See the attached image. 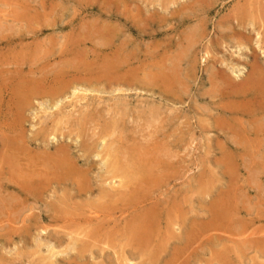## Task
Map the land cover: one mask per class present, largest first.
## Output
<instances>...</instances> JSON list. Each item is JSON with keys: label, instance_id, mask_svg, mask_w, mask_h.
<instances>
[{"label": "rangeland", "instance_id": "obj_1", "mask_svg": "<svg viewBox=\"0 0 264 264\" xmlns=\"http://www.w3.org/2000/svg\"><path fill=\"white\" fill-rule=\"evenodd\" d=\"M159 1H161V2L159 3ZM200 1H203V2H200ZM200 1L199 0H188V1L187 0H149V1L148 0H142V1L141 0H123V2H122V0H0V76H1V74L3 75V76H1L2 78H0V88L3 85L2 88L0 89V111H2V112H0L1 113L0 114V122L1 123L3 122L2 125L0 124V127H1V129H0V137H1L0 138V143H1L0 146L2 145V142H1L2 137L7 138V137H12V136L14 137V136L18 135L19 137H17V138L19 141H21L20 140L21 135L19 133H21V134L24 133V137L26 136V138L24 139V137H22V139H23L22 141L25 142V140L27 139L26 140L27 143H24V144L20 143V142L17 143L18 146L20 148L23 147L22 149H24L25 151L27 148L26 154H24V155L21 154V156L18 155V156H20V161L18 159H17L18 161L14 160V158H13V160L8 159V153L5 150L1 149L2 146L0 148V153H1L0 154L1 155L0 160L2 163V164L0 163V165H1V167H0V175H1L0 176V178H1L0 179V184H1L0 186L1 187L0 188L1 189L4 188L5 183L8 186L10 184H13V185L9 186L10 188L6 187V188L2 189V191L0 189V193L5 194V195L0 194V196L1 195L3 196V197L2 196L0 197L1 198L0 199V203H1L0 207L2 208V206L4 204L6 206V207L4 206L2 208V210L0 208V214L5 213L4 216H7V217H4L2 215L3 219L0 217V231H1L0 236H3L5 234V236H3V237L6 238V234H9V233L11 234V235L10 234L7 235L10 237H7L6 239H4V238L1 239L2 237H0V239H1L0 240V260L3 264L4 263H6V264H38V263H40V261H41L40 264H66V263L70 264L71 262L69 263V261H71V260H74V261H72L71 264H73V263L74 264H79V263H81V264H144L143 262H145V261H147V263L145 262V264H153L155 262H157L158 264H167V263L177 264L179 262V261L177 262V260H179L178 258L181 259L180 263H178V264H181V262H182V264H196V263L197 264H264V254H263V252H264V145L262 144V142L264 143V132H263L264 131V111L263 112L261 111V110H264V102L262 103V100L264 98V94L259 96V95H256L255 93H253V94H250L251 95L250 98H248L249 95H243V94L240 96H235V95L229 94V91L222 90V88H220V86H217V84L220 81L218 78L222 77L223 75H227V76L230 75L229 77H231V78L233 77V80H235L236 83H244L248 79L252 78L253 76H256V77L260 76V79H261L262 83L264 84V74H263L264 69H261L262 67L264 68V66H262V65H264V64H262L263 60H264V51H263L264 50L263 49L264 48V45H263V43H264V22H262V21H264V19H263L264 16L262 17L260 15V14H262V15L264 14V0H241V1L240 0H211V1L207 0L206 2H204V0H200ZM182 2H184V3L182 4ZM198 2H200V3H198ZM233 2H234V4H233ZM177 3L180 5L175 6L174 4H177ZM204 3H206V4H204ZM129 4H130V6H129ZM184 4H186V7L182 8V6L184 7ZM157 5H159V6H157ZM227 9H228V11H227ZM129 10H131V11H129ZM147 11H148V14H147ZM205 13L207 15L203 16V15H205ZM97 14H98V16H97ZM150 15H154V16H150ZM173 15H174V17H173ZM145 16L147 18H145ZM190 16L193 19L190 18ZM208 16L210 17V19ZM199 17H201V18H199ZM226 17H228L227 20H226ZM254 17H257V19H253ZM202 18L204 19L203 21H202ZM258 18H259V21H258ZM152 19H154V20H152ZM198 19H201V20H198ZM140 20L142 22H140ZM155 21H156V23H155ZM241 21H242V23H241ZM247 23L248 24L252 23V24L248 25ZM109 24H110V26H109ZM212 24H213V26H212ZM261 24H263L262 25L263 27L261 26ZM198 25H199L200 29H199ZM252 25H253V27H252ZM221 26L223 29L221 28ZM243 26L245 27V29L243 28ZM142 27H144V28H142ZM261 27L263 30L260 29ZM250 28H251V30H250ZM240 30L243 32H241ZM115 31L118 34H116ZM198 31H201V34ZM259 31H261V35H260ZM244 32H246V33L248 32L249 34L247 33L248 34L247 35ZM204 34H206V35L204 36ZM262 34H263V36H262ZM192 35H193V37H192ZM241 35H242V37H241ZM244 35L245 36L247 35V36L245 37ZM112 36H114V37H112ZM253 36H255V37H253ZM258 36L261 39L260 38L256 39V37H258ZM127 37H130V38H127ZM202 37H204V38H202ZM233 37H235V38H233ZM125 38H126V40H125ZM107 39H109V40H107ZM247 39H249V41H247ZM103 40H104V42H103ZM171 40L173 42V43L171 42L172 45L170 43ZM261 40H262V42H261ZM85 41H87V42L85 43ZM88 41H89V44H87ZM100 41H102L103 43ZM231 41L234 42L233 44H234L235 49H234ZM117 43H118V45H116ZM139 43H141V44H139ZM238 43H240V45L242 47L240 45H238ZM255 43H256L257 47H256ZM99 44H101V45L98 47ZM259 44L263 47L259 46ZM73 45H74V47H73ZM106 45H107V47H105ZM76 46H77V49H76ZM81 46H83L82 48L84 50L81 48ZM88 46L91 48L88 49L89 48ZM127 46H128L129 50L127 48H125ZM100 47L104 48V49H101ZM115 47H117V48L120 47V48L116 49ZM132 47H133V49H132ZM208 47H210V48H208ZM85 48H87L88 51ZM93 48H96L95 51L93 50ZM226 48H228V50ZM229 48H233V49H229ZM256 48H257V51H256ZM258 48H259V50H258ZM76 50H78V51H76ZM241 50L242 51L244 50V52H242ZM248 50H250V51H248ZM159 51H160V53H159ZM216 51H218V53ZM88 52H89V54H88ZM126 52L128 55L126 54ZM68 53H70V54H68ZM214 53H215V55H212ZM66 54H68V55H66ZM226 54H227V56H226ZM118 55L119 56L121 55L120 56L121 58ZM105 56H107V58ZM126 56H128V57H126ZM113 57H115V58L119 57L120 59H122V61L125 60L124 68L126 70L132 71V72H135V71L139 72L140 73V74L138 73L139 75H141V76L146 75V77L156 75L157 72H161V71L166 73L167 69L165 66H168L169 63H171V65H172V62H174L176 69H174L173 71L175 72V70H176L177 73L180 72L179 73L180 77L182 76L181 77L182 91L180 90L182 92V93L180 92V94L182 95V100H179L178 101L179 103L176 101L167 102L166 100H157V99L152 100L154 98V95H155V97H158V93H157V91L151 92V90H153V89H150L151 87L148 88L149 86L148 87H145V86L140 87L137 85L135 88L133 87L134 92L132 91L131 93L127 92V93L122 94L120 92H117L116 88L113 92V89H114L113 87H116V86H112V88H111L108 85L107 86L101 85V90H100V84L94 83V85H92V84H83L82 82H77L76 84L73 85V87H76V86L79 87L78 85H80L81 90L77 91L76 94L73 95V92H72L73 87L71 88V86H70L68 88L69 90L63 94L62 98L61 97L58 98L60 100H58V99H56L55 101L52 100L51 104H49L51 102L50 98H42L43 96H40L41 99L35 98L36 101L30 100L31 103L29 101L28 102L29 105L26 106V107H29L30 109L28 108L26 110L25 109L26 107L24 108V111H22L23 110L22 109L20 112V116H19V119L20 118L21 119L20 120L16 119L15 115L17 114V111H14L15 109H13L14 108L13 106H15V105H14V103H12V101H10V99H12V98H10V95H9L11 91L4 93V90L7 89L8 87L14 88L15 86H17L19 83L15 84L16 81L18 82L19 80L20 81H24V80L27 81L28 80L27 81L28 84H32V81L36 82L39 80H44L45 78H56L55 76L58 75L63 68H67L71 65L79 66V65L83 64L84 61H85V64H90L89 62H91V63L96 64V66L98 64L99 65L100 64L105 65L108 63L107 61H109ZM144 57H146V60ZM224 57H226V58H224ZM236 57H238V58L241 57L242 59L241 58L236 59ZM130 58H132V59L134 58L133 61H135V62L133 63L132 59L129 60ZM204 58L205 59L207 58L206 61H203V60H205ZM258 58H260V59H258ZM158 59L162 60V61L159 62ZM221 59H222V61H221ZM99 60H101V61H99ZM142 60L144 61V63ZM231 60H233V61H231ZM53 61H55L56 63ZM129 61H131V62H129ZM156 61H158V62H156ZM257 61H259V62H257ZM138 62H140V63H138ZM147 62H150L151 64L150 63L148 64ZM197 62H199V63L197 64ZM256 62L259 65V67L261 66L260 68H258V65L256 64ZM159 63L160 64L162 63V64L160 65ZM143 64H145V65H143ZM147 64H148V66H147ZM239 64H241V65H239ZM56 65H57V67H55ZM126 65H127V68H126ZM140 65L142 67L145 66L146 68L144 67V69H142V67H141V69H142L141 70L139 68ZM250 65L252 68L250 67ZM150 66H152V67H150ZM177 66H178V68H177ZM182 66H184V67H182ZM201 66H203L204 68H202ZM225 66H227V68ZM164 67H165V69H164ZM209 67H212V68L214 67V69L210 70ZM137 68H138V70H137ZM151 68H153V70ZM207 68H209V69H207ZM227 69H228L229 73H227V71H226ZM248 69H250V70H248ZM16 70L17 71L19 70V71L17 72ZM24 70H26V71H24ZM220 70H222V72H220ZM15 71H16V73H15ZM20 71H21V74H20ZM212 71H214V72H212ZM208 72L211 74H209ZM121 73L125 74L124 72H121ZM22 74H23V77L19 76ZM46 74H47V76L50 74L52 77L51 76L47 77ZM29 75H31V77ZM208 75H210L211 78ZM214 75H215V78H214ZM235 75H238L239 78L241 76L242 78H240V79L236 78L235 79ZM12 76H13V78H12ZM15 76H17V77H15ZM38 76H39V78H38ZM41 76H42V78H41ZM206 76H208V78ZM1 79H2V81H1ZM199 80H200V82H199ZM210 81H212L213 83L211 84ZM9 83H11L12 85ZM190 83H191V85H190ZM199 84L201 87L198 86ZM206 84H208V85H206ZM95 85H98V87ZM86 86H88V87H86ZM103 86H106L105 87L106 90L104 89ZM93 87L97 88L98 91H97V89L96 90L92 89ZM107 88H109V89H107ZM199 88L201 90L203 88V90L200 91ZM82 89L85 91L83 92ZM87 91H88V93H87ZM185 91L187 94L185 93ZM103 92L106 93V95L103 94ZM146 92H148V93H146ZM1 93H3L5 96ZM191 94H192V96H191ZM215 94H216V97H215ZM95 95H98V96H95ZM124 95L127 97H125ZM135 95H136V97H135ZM209 95H210V97H213V99L208 97ZM6 96H9V97H6ZM82 96L85 98H83ZM121 97L123 100H125V98H126L125 102L121 99ZM140 97H141V100H140ZM191 97H193V98H191ZM241 97H243V98H241ZM111 98H114V99H111ZM115 98H116V100H115ZM84 99H85V101H84ZM142 99H144V100H142ZM251 99H252V101H251ZM7 100H8V102H7ZM112 100H115L119 106H117L116 102L112 101ZM156 100H157V102H156ZM56 101H59L60 105ZM93 101L95 103H93ZM136 101H137V104H136ZM165 101L168 104V105L165 104L166 106L164 105ZM153 102L155 103L154 105H153ZM251 102H252V104H251ZM6 103H8V104H6ZM10 103H12V104H10ZM53 103L57 104L59 106V108L57 107L54 110V108H53L54 104ZM120 103H122V104H120ZM31 104L32 105L34 104V108H33V106H31ZM43 104H44V106H43ZM2 105H4V107H2ZM96 105H97V107H96ZM45 106H46V108H45ZM50 106H52L53 109ZM135 106H136V110H135ZM151 106L154 108L155 107L160 108L164 112H165V109L167 110L168 108H170V110H169L170 115H172L173 117L174 116L176 117L173 121L175 122L176 119L178 118V116H179V118H178L179 120L177 119V121H176L177 123H174L172 121L171 125H169V127L171 126L170 128L166 127L167 124H164L165 120L163 118L161 119L162 121L161 120L158 121L155 118L152 120H149L146 111H148L149 108H151ZM63 107H66V109L64 108L66 111L63 109ZM84 107H85V109H84ZM118 107H119V109H118ZM133 107H134L135 111L133 110ZM4 109H6V112ZM120 109H122V110H120ZM145 109H146V111H145ZM256 109L258 111H260L261 113L258 112ZM9 110L11 111L10 113L8 112ZM61 110L64 111L65 114L63 112H61ZM116 110L122 111V115L121 116L118 115L119 117H123L125 119L127 117V119L124 121L125 123L122 122L121 124H123V125H120V127L112 126V124H110L111 118H113L114 115L116 116V113H115ZM142 110H144V111H142ZM171 111H173V112H171ZM255 111H257V112L255 113ZM251 112L253 114L254 113L255 114L253 115ZM23 113H25V114L23 115ZM227 113H228V115H227ZM234 113H237V114H234ZM239 113H241V114H239ZM4 114H6V115H4ZM54 114H56L57 117ZM129 114H131V117ZM213 114L214 115L216 114V116H214ZM248 114L250 115L249 117H251V118L248 117ZM1 115H3V116H1ZM128 115H129V117H128ZM145 115H147V116H145ZM218 115H220V116L218 117ZM50 116H51V118H50ZM132 116H134V117H132ZM252 117H254V118H252ZM67 118L69 121L66 120ZM81 118L83 119L82 122H81ZM133 118H134V120L132 122L131 119H133ZM252 119H254V120H252ZM11 120H12V122H11ZM14 120L18 121L17 122V124H18L17 128L19 130L17 128L14 129L16 133L10 131V129H11L10 125L13 123ZM26 120H28L27 124H26ZM229 120H231L233 122H231V121L229 122ZM247 120H249V121H247ZM256 120L259 123V124L257 123L258 125L254 124V123H256L255 122ZM21 121H23V122L21 123ZM49 121L50 122L52 121L51 122L52 124H50ZM56 121H59V122L55 123ZM61 121H62V123H61ZM146 121H148L150 123H148ZM151 121L153 123H151ZM78 122H79V124H78ZM130 122H131V124H130ZM145 122L148 125H146ZM154 122L155 123L158 122V123L155 124ZM159 122H162L163 124L159 123ZM233 123L234 124L236 123L237 125L234 126ZM24 124H25V126H23ZM58 124H60L59 127H57ZM4 125H5V127H4ZM21 125H22L23 129L21 128ZM47 125H51V126H47ZM178 125H179V127H178ZM259 125L262 128L259 127ZM52 126H55L56 131L59 130L60 127L61 128L63 127V128L60 129L61 131L59 130V132H57L59 134H57L55 129ZM105 126H107V127H105ZM24 127H26V128H24ZM47 127H49V128H47ZM144 127H146V129ZM147 127H149V129H147ZM160 127H161V129H160ZM132 128H134V131ZM139 128H143V129L138 130ZM151 128L153 129V131ZM215 128H216V130H215ZM163 129H165V131H163ZM248 129H249V131H248ZM255 129H256V131L258 129L257 133H256ZM260 129L263 131H261ZM7 130L9 133L7 132ZM131 130H132V132H131ZM143 130H145V131H143ZM167 130H168V132H166ZM25 131L27 134L25 133ZM43 131H47V132H43ZM48 132H51L52 134H49ZM60 133H62L63 135ZM177 133H179V134H177ZM260 133H262V134H260ZM65 134H67V135H65ZM102 134H105V137L107 136L104 145H102L103 144L102 142H103V139L105 137L103 136L104 137L103 138ZM166 134H167V136H169V140L173 144L176 141L180 140L181 137H182L181 140H185L186 142L184 141L185 142L184 145L182 147H178V148L175 144L173 146L174 148L171 146H166V142H165L166 141V139H165ZM36 135L37 136L43 135V136H39L40 138L38 137L39 138V140H38ZM78 135H79V138H78ZM142 135H144V136H142ZM145 135H148L147 138ZM50 136L52 138H54V141L50 140V139H52ZM150 136H152V137H150ZM262 136H263V138H262ZM42 137H43V139H42ZM141 137H142V140H141ZM97 138L99 141L97 140ZM134 138H137V139H134ZM48 139H49V141H48ZM57 139H59V140H57ZM79 139H81V140H79ZM130 139H131V141H130ZM46 140H47V142H49L48 144H47ZM151 140H152V143H151ZM34 141L36 143L40 142L42 144H40V143L35 144ZM112 141H113V143H112ZM128 141H129V143H128ZM158 141H160V142H158ZM50 142H52V144ZM53 142H55V144ZM114 142L115 143L117 142V143L115 144ZM137 142H138V145L136 144ZM139 142L141 144L142 143L143 144L139 146V144H140ZM144 142H145V144H144ZM155 142H157L159 145L158 144L156 145ZM84 143H86V145L89 144L88 146H94L95 145L96 152L93 155H97L100 153L99 154L101 156L100 159H95L92 157L89 159V161L87 163L82 157H80L82 155L81 150L85 146ZM230 144H233V145H230ZM246 144H248V145H246ZM51 145H53V146H51ZM59 145L62 146L61 148H65L67 146L71 147V151L73 152V155L76 158L80 157L78 160L79 165L82 166V168L84 167V169L90 168V172H89L90 180H91L90 191L88 193L87 192L83 193V195L81 194L82 195L81 196L78 194V192L75 188V185L74 184L72 185V183H70V182L69 183L65 182V183H67V184H65V183H58L57 181H55V182L54 181H49V182L45 181L46 182V184H45L44 181L43 182L40 181L41 184H39V183H37L36 185L33 184L32 192H30L33 195L30 194L31 195L30 196L27 194L29 196L28 197L25 193H20L18 191V188H16L17 184L15 185L16 180L18 179L17 182L22 183L28 177L22 178L21 176H19V174H22L23 176H25V174L27 175V174H31L33 172L36 174H39V171H40V173H42L43 171H41V169L43 168L42 170H45V168L43 167L44 163L46 164L48 162V157H46V155L52 156V153L54 154L56 152V148L60 149ZM108 145L111 147H109ZM102 146H104V147H102ZM116 146L118 149H120L119 150L120 152H123V150H124V152H126L128 155H135L136 153L140 154L145 149H146V151L141 153V154H144V157L146 156L145 154L148 151L152 152L153 154H155V152H156L157 153L156 156L160 153L159 159H160L161 163L159 165L160 166L162 165V166L160 167V169L154 170V172L156 173L155 179L157 180V182L154 181L155 179L153 180L154 182H152V183H150V182H148V183L142 182L141 183V181H139V180L135 183V182H130L126 179L124 180V178L123 179H120V178L112 179L115 172L113 173V169L111 168V165H110L112 163H110V160L112 158V161H114L113 159H115V155H116V158H118L117 154L119 152L114 155L113 149H112L115 147L114 149L116 151L114 150V153L117 152L118 149L116 148ZM125 146H127V147H125ZM130 146H132V149L130 148ZM136 146L138 149L135 150ZM29 147H31V148H29ZM150 147H151V149H150ZM156 147H158L157 150L155 149ZM105 148L106 149L109 148L108 151ZM143 148H145V149L143 150ZM15 149H16V147H15ZM99 149H101V150L99 151ZM162 149H165V150L162 151ZM172 149H174V151ZM111 151H112V153H111ZM138 151H140V153H138ZM170 152H171V154H169ZM13 153H16V152H13ZM20 153H23V152H20ZM27 154L32 155V158H31V156L28 157L29 155H27ZM162 155H164L165 157H163ZM9 156L12 157V155H9ZM126 157L127 156H125L122 160L127 162V160L129 158L127 157L128 158L127 159ZM150 157H151V155H150ZM28 159H30V161H28ZM36 159L38 160L37 162H36ZM41 159H42V161H41ZM105 159L107 161H104ZM157 159H158V157H157ZM162 159H163V161H161ZM34 161L36 162L37 165L34 164L35 163ZM27 162H30V166L32 165L31 168H30V166L28 167ZM39 162H40V164H42L41 167H39L40 166L38 164ZM104 162H105V164H104ZM13 163H15V164H13ZM18 163H23V165H26V167L23 166L22 164L19 165ZM106 163H108V164H106ZM167 164H170V165H168L169 167H165ZM33 165H34V168H33ZM107 165L109 168L107 167ZM163 165H165V166H163ZM13 166H15V167L13 168ZM18 166L23 167L22 172H19ZM7 167L9 169H7ZM16 167H18V169H16ZM162 167H165L164 170ZM25 168H26V170L24 172ZM37 168L40 170H38ZM34 169H36V171ZM161 172L166 173L167 176L168 175L169 176L168 177L167 176H161L160 177V175H162V174L157 175ZM5 173L8 175H6ZM166 174H163V175H166ZM4 177L5 178L7 177V178L5 179ZM163 177H165V179ZM15 178H17V179H15ZM9 179H10V181H9ZM158 179H161V180H158ZM5 181H7V182H5ZM126 181L129 185L126 183ZM141 184H144V186ZM151 184H153L152 188H150ZM135 185H136V187H135ZM145 185H147V186H145ZM34 187H36V188H34ZM133 187H134V189H133ZM144 187H146V188H144ZM112 188H114V189H112ZM8 192H9V194H7ZM16 193H17V195H16ZM117 193L119 196L117 195ZM142 193H145L146 196H145V194H142ZM139 194H140V196H139ZM148 194H149V196H148ZM13 195L16 197H14ZM128 196L131 198H129ZM9 197H11V198H9ZM13 197H14V199H13ZM17 197H20L19 199H21L22 201L17 200L18 199ZM124 197H125V199H124ZM7 198H9V199H7ZM103 198H105L106 201ZM121 198H122V200H121ZM38 199L41 202H39ZM4 200H6V201H4ZM36 200H38V201H36ZM63 200L66 202H64ZM115 200H117V201L115 202ZM71 201H73V202H71ZM140 201L142 203H138ZM14 202H15V204H14ZM24 202L28 203V204H26L27 205L26 207L24 205ZM91 202L94 204H92ZM130 202H132V203L130 204ZM143 202H145V203L143 204ZM2 203H3V205H2ZM8 203H9V205H8ZM12 203L14 204V206H11V205H13ZM17 203H19L20 205ZM33 203H34V205H33ZM65 203H66V205H65ZM114 203H115L116 208L114 206ZM119 203H121V205ZM212 203L214 206H212ZM35 204H37L38 206ZM67 204H69V205H67ZM80 204H81V206H79ZM133 204L136 207L135 206L133 207ZM218 204L219 205L221 204V208H219L220 206ZM93 205H95V206H93ZM215 205H218L219 207L215 206ZM15 206H18V207L13 208ZM21 206L22 207L24 206L25 209L23 208V210H21L22 209ZM104 206L107 208L105 209ZM151 206H154V208ZM99 207H101L100 211H99ZM126 207H127V209H126ZM142 207H144V208H142ZM7 208H10L9 210H11V211L13 210L12 215H14L13 213H16V212L17 213L14 216H12L10 213L11 211H9ZM32 208H34V209H32ZM237 209H238V211H237ZM24 210L27 212H25ZM55 210L58 213H56ZM72 210H73V212H72ZM91 210H93L95 213H93V211H91ZM143 210L145 212H143ZM222 210H224V211L226 210V211L220 212ZM242 210L244 211V213ZM217 211L220 212L219 216H221V217L218 216ZM24 212H25V214H23ZM45 212L46 213L49 212V213L46 214ZM75 212H77V214H75ZM97 212L99 213V215H96V214H98ZM125 212H126V214H124ZM127 212H128V214H127ZM85 213H86V215H83ZM106 213L107 214L110 213V214L107 215ZM222 213H224L226 219H223ZM227 213H228V215L230 214V218L228 217ZM26 214H27V216H26ZM93 214H95V215H93ZM234 214H235V216H234ZM32 215L37 216V217H34ZM142 215H143V219H146V220L143 221ZM209 215H210V217H209ZM226 215H227V217H226ZM24 216H25V218H24ZM18 217H19V219H18ZM177 217L180 219L177 220ZM212 217H213V219H212ZM215 217H216V219H215ZM4 218L6 220H8V223H7V221L5 222ZM11 218H14L15 220H17V222L14 221V219L12 220ZM54 218H55V220H54ZM114 218H115V220H114ZM68 219H70V220H68ZM91 219H92V221H91ZM121 219H122V223H121ZM181 219H183L184 222ZM211 219H212V221H211ZM100 220H101V222H99ZM134 220L137 223L139 222L138 223L139 225L136 222H134ZM156 220H158V222ZM214 220H215V223H213ZM239 220H240V222H239ZM35 221H36V223H35ZM83 221H84V223H83ZM104 221H106V222H104ZM125 221L126 222L128 221L127 223H129V224L125 223ZM141 221L144 223H142ZM147 221L150 222L149 224H151V226L148 225ZM180 221H182L183 224H182V222L180 223ZM227 222L229 225L227 224ZM244 222H246V223H244ZM16 223H18L17 224L18 226L16 225ZM30 223H32L33 225ZM67 223H69V224H67ZM111 223H112V225H110ZM43 224H44V226H43ZM144 224H146V226ZM154 224H156V225H154ZM225 224H227L228 226ZM250 224H252V225H250ZM51 225H53V226H51ZM70 225H71V227H70ZM108 225H109V227H108ZM222 225H223V228H222L223 230L220 228V227H222ZM89 226H90V228H89ZM134 226H135V228H134ZM144 226H145V228H144ZM149 226H150V228H149ZM3 227L5 228L4 231L2 230ZM69 227H70V229H69ZM80 227L82 228V230H80L81 229ZM83 227H87V228H83ZM131 227L136 229V234H135L136 236L133 235L131 231H129L132 229ZM225 227H226V229H225ZM23 228H24V230H22ZM28 228L30 229V231ZM92 228H95V229H92ZM103 228H105V229H103ZM120 228H122V229L120 230ZM182 228H183V230H182ZM247 228H248V231H247ZM27 229H28V231H27ZM67 229H69V230H67ZM78 229L80 230V232ZM83 229L85 230L86 233L85 232L83 233V231H84ZM125 229H127V230H125ZM140 229L141 230L145 229V230L142 232ZM87 230L89 232H87ZM181 230L183 231V233L181 232ZM48 231H49V233H48ZM146 231H148V232H146ZM27 232H28V234H27ZM53 232L54 233L57 232L58 235L57 234L54 235ZM124 232L126 235L124 234ZM45 233H47V234H45ZM50 233H51V235H50ZM145 233L147 235H145ZM151 233H152V235H150V236L152 238H148V237H150L149 234H151ZM154 233L156 234V236H154ZM236 234H237V236H235ZM241 234H242V236H241ZM15 235L18 237H16ZM59 235H60V237H59ZM132 235H133V237H132ZM142 235L145 238L142 237ZM35 236H37V237H35ZM38 236H40V237H38ZM57 236L59 239L56 238ZM76 236H79V238ZM88 236H90V237L86 238ZM161 236H162V238H161ZM214 236L216 238H214ZM50 237L52 239L54 237V240L56 239V241L52 240ZM135 237H137V238H135ZM38 238H39V240H38ZM140 238L142 239L143 242L141 241ZM159 238H161V239H159ZM167 238L169 240H167ZM181 238H183V240L184 239L185 240L183 241ZM201 238L203 240H201ZM77 239H79L78 242H76ZM144 239H146L147 241ZM148 239L153 244L154 248L151 246V243L149 244ZM163 239L165 240L166 243L164 241H161V243H160V240H163ZM195 239H197V243L195 242ZM249 239L251 241H254V242H250ZM257 239H258V241H257ZM4 240H7V241H4ZM59 240H60V242H59ZM84 240H85L86 244H85ZM93 240H94V242H93ZM96 240H97V242H96ZM248 240L250 243L248 242ZM62 241H64L63 244L61 243ZM124 241H127L128 243H126ZM131 242H133V243H131ZM157 242H159V243H157ZM260 242H262L263 244ZM164 243L168 246L169 249L167 248L166 245H164ZM168 243H170V244H168ZM175 243L177 245L178 244L180 245V246L178 245L179 247L176 249L174 248L177 246V245H175ZM146 244H148V245H146ZM65 245L66 246L68 245L69 247L67 246L65 248ZM145 245L147 246L146 248H145ZM169 245H170V247H172V249L174 248V250L170 249ZM259 246H262V248ZM54 247H55V250H54ZM162 247H164V248H162ZM165 247L167 248L166 250H165ZM64 248H65V250H64ZM103 249H105V250H103ZM148 249L151 250V252H149ZM156 249L160 250V251L157 252ZM50 250L54 254H52V252H50ZM67 250H69V251L67 252ZM152 250H153V252H152ZM144 251L147 252L148 255ZM179 251H180V254H178ZM66 252L69 254H67ZM139 252H141V253H139ZM143 252L147 256L144 255ZM160 252H161V254H160ZM167 252H168V254H167ZM169 252H171V255ZM172 252H173V254H172ZM149 253H151V254H149ZM174 253L177 254L176 255L177 257L175 256ZM138 254H140V255H138ZM165 255H167V256H165ZM178 255H181V257H178ZM185 255H186V257H185ZM62 256L64 257V259ZM83 256H84V258H83ZM137 257H139V258H137ZM143 257H145V258H143ZM50 258L54 259V260H51ZM156 258L158 261L155 260ZM65 259H67V260H65ZM44 260H45V262H44ZM151 260H153V262ZM171 261H173V262H171ZM174 261H176V263Z\"/></svg>", "mask_w": 264, "mask_h": 264}, {"label": "bare ground", "instance_id": "obj_2", "mask_svg": "<svg viewBox=\"0 0 264 264\" xmlns=\"http://www.w3.org/2000/svg\"><path fill=\"white\" fill-rule=\"evenodd\" d=\"M142 1V0H141ZM149 1V0H148ZM188 1V0H187ZM200 1V0H199ZM207 0H204V2H206ZM211 1V0H210ZM241 1V0H240ZM122 2H123V0H122ZM135 2V1H134ZM161 1H159V3H160ZM178 2V1H177ZM186 2V1H185ZM192 2V1H191ZM194 2V1H193ZM200 2H203V1H200ZM200 2H198V3H200ZM155 3V2H154ZM157 3V2H156ZM163 3V2H162ZM173 3V2H172ZM184 2H182V4H183ZM128 4V3H127ZM135 4V3H134ZM143 4V3H142ZM151 4V3H150ZM187 4V3H186ZM186 4H184V7L182 6V8H185L186 7ZM204 4H206V3H204ZM218 4V3H217ZM233 4H234V2H233ZM232 4V5H233ZM246 4V3H245ZM166 5V4H165ZM175 6L176 5H180V4H174ZM202 5V4H201ZM247 5V4H246ZM128 6V5H127ZM129 6H130V4H129ZM148 6V5H147ZM156 6V5H155ZM157 6H159V5H157ZM189 6V5H188ZM198 6V5H197ZM216 6V5H215ZM244 6V5H243ZM150 7V6H149ZM153 7V6H152ZM190 7V6H189ZM188 7V8H189ZM227 7V6H226ZM195 8V7H194ZM218 8V7H217ZM229 8V7H228ZM203 9V8H202ZM221 9V8H220ZM230 9V8H229ZM146 10V9H145ZM211 10V9H210ZM217 10V9H216ZM224 10V9H223ZM101 11V10H100ZM129 11H131V10H129ZM165 11V10H164ZM221 11V10H220ZM219 11V12H220ZM227 11H228V9H227ZM251 11V10H250ZM258 11V10H257ZM193 12V11H192ZM197 12V11H196ZM199 12V11H198ZM132 13V12H131ZM141 13V12H140ZM194 13V12H193ZM201 13V12H200ZM214 13V12H213ZM218 13V12H217ZM226 13V12H225ZM26 14V13H25ZM144 14V13H143ZM147 14H148V11H147ZM204 14V13H203ZM216 14V13H215ZM130 15V14H129ZM142 15V14H141ZM201 15V14H200ZM207 14L205 13V15H203V16H206ZM262 17L264 16V14L262 15V14H260ZM97 16H98V14H97ZM147 16V15H146ZM145 16V18H147ZM150 16H154V15H150ZM149 16V17H150ZM192 16V15H191ZM190 16V18H192ZM202 16V17H203ZM218 16V15H217ZM220 16V15H219ZM258 16V15H257ZM141 17V16H140ZM173 17H174V15H173ZM209 17V16H208ZM144 18V19H145ZM158 18V17H157ZM182 18V17H181ZM195 18V17H194ZM199 18H201V17H199ZM205 18V17H204ZM227 18L228 17H226V20H227ZM231 18V17H230ZM260 18V17H259ZM259 18H258V21H259ZM140 19V18H139ZM193 19V18H192ZM209 19H210V17H209ZM208 19V20H209ZM216 19V18H215ZM232 19V18H231ZM253 19H257V17H254ZM264 19V18H263ZM152 20H154V19H152ZM198 20H201V19H198ZM204 19L202 18V21H203ZM207 20V21H208ZM212 20V19H211ZM98 21V20H97ZM127 21V20H126ZM133 21V20H132ZM185 21V20H184ZM183 21V22H184ZM192 21V20H191ZM237 21V20H236ZM262 21V20H261ZM134 22V21H133ZM140 22H142L141 20H140ZM198 22V21H197ZM196 22V23H197ZM251 22V21H250ZM262 22H264V21H262ZM132 23V22H131ZM137 23V22H136ZM155 23H156V21H155ZM191 23V22H190ZM211 23V22H210ZM223 23V22H222ZM236 23V22H235ZM241 23H242V21H241ZM256 23V22H255ZM254 23V24H255ZM261 23V22H260ZM105 24V23H104ZM103 24V25H104ZM193 24V23H192ZM191 24V25H192ZM199 24V23H198ZM225 24V23H224ZM248 24V23H247ZM250 24V23H249ZM248 24V25H249ZM252 24V23H251ZM250 24V25H251ZM127 25V24H126ZM153 25V24H152ZM151 25V26H152ZM163 25V24H162ZM161 25V26H162ZM183 25V24H182ZM189 25V24H188ZM220 25V24H219ZM263 24H261V26H262ZM108 26V25H107ZM109 26H110V24H109ZM133 26V25H132ZM138 26V25H137ZM148 26V25H147ZM186 26V25H185ZM193 26V25H192ZM201 26V25H200ZM212 26H213V24H212ZM118 27V26H117ZM153 27V26H152ZM165 27V26H164ZM182 27V26H181ZM180 27V28H181ZM184 27V26H183ZM198 27H199V25H198ZM215 27V26H214ZM250 27V26H249ZM248 27V28H249ZM252 27H253V25H252ZM263 27V26H262ZM262 27L260 28V29H262ZM58 28V27H57ZM126 28V27H125ZM140 28V27H139ZM142 28H144V27H142ZM147 28V27H146ZM205 28V27H204ZM221 28H222V26H221ZM243 28L245 29V27L243 26ZM95 29V28H94ZM154 29V28H153ZM199 29H200V27H199ZM223 29V28H222ZM113 30V29H112ZM115 30V29H114ZM146 30V29H145ZM144 30V31H145ZM249 30V29H248ZM250 30H251V28H250ZM254 30V29H253ZM257 30V29H256ZM263 30V29H262ZM137 31V30H136ZM143 31V32H144ZM154 31V30H153ZM220 31V30H219ZM241 31V30H240ZM114 32V31H113ZM116 32V31H115ZM139 32V31H138ZM142 32V33H143ZM149 32V31H148ZM198 32H200V34H201V31H198ZM205 32V31H204ZM241 32H243V31H241ZM260 32V35H261V31H259ZM170 33V32H169ZM174 33V32H173ZM209 33V32H208ZM244 33H246V32H244ZM248 33V32H247ZM246 33V34H247ZM256 33V32H255ZM104 34V33H103ZM102 34V35H103ZM115 34V33H114ZM116 34H118L117 32H116ZM243 34V33H242ZM249 34V33H248ZM247 34V35H248ZM257 34V33H256ZM98 35V34H97ZM182 35V34H181ZM197 35V34H196ZM206 34H204V36H205ZM220 35V34H219ZM246 35V36H247ZM253 35V34H252ZM128 36V35H127ZM155 36V35H154ZM245 36V35H244ZM245 36V37H246ZM251 36V35H250ZM262 36H263V34H262ZM112 37H114V36H112ZM156 37V36H155ZM173 37V36H172ZM179 37V36H178ZM192 37H193V35H192ZM241 37H242V35H241ZM240 37V38H241ZM244 37V38H245ZM252 37V36H251ZM253 37H255V36H253ZM88 38V37H87ZM107 38V37H106ZM127 38H130V37H127ZM137 38V37H136ZM183 38V37H182ZM195 38V37H194ZM193 38V39H194ZM197 38V37H196ZM202 38H204V37H202ZM233 38H235V37H233ZM259 39L260 37L258 36V37H256V39ZM92 39V38H91ZM121 39V38H120ZM135 39V38H134ZM133 39V40H134ZM224 39V38H223ZM261 39V38H260ZM95 40V39H94ZM97 40V39H96ZM105 40V39H104ZM104 40H103V42H104ZM107 40H109V39H107ZM116 40V39H115ZM125 40H126V38H125ZM136 40V39H135ZM182 40V39H181ZM180 40V41H181ZM196 40V39H195ZM229 40V39H228ZM122 41V40H121ZM199 41V40H198ZM225 41V40H224ZM223 41V42H224ZM247 41H249V39H247ZM87 41H85V43H86ZM98 42V41H97ZM100 42H102V41H100ZM102 42V43H103ZM113 42V41H112ZM111 42V43H112ZM130 42V41H129ZM140 42V41H139ZM157 42V41H156ZM172 42V40L170 41V43ZM201 42V41H200ZM261 42H262V40H261ZM72 43V42H71ZM128 43V42H127ZM173 43V42H172ZM172 43H171V45H172ZM183 43V42H182ZM230 43V42H229ZM231 43H232V45H233V47H234V42H232L231 41ZM87 44H89V41H88V43ZM86 44V45H87ZM139 44H141V43H139ZM156 44V43H155ZM237 44V43H236ZM254 44V43H253ZM94 45V44H93ZM101 44H99L98 45V47L100 46ZM116 45H118V43L116 44ZM115 45V46H116ZM127 45V44H126ZM129 45V44H128ZM158 45V44H157ZM167 45V44H166ZM184 45V44H183ZM191 45V44H190ZM202 45V44H201ZM225 45V44H224ZM238 45H240V43H238ZM244 45V44H243ZM248 45V44H247ZM255 45H256V43H255ZM263 45H264V43H263ZM103 46V45H102ZM135 46V45H134ZM138 46V45H137ZM164 46V45H163ZM223 46V45H222ZM241 46V45H240ZM259 46H261L260 44H259ZM71 47V46H70ZM73 47H74V45H73ZM83 46H81V48H82ZM89 47V46H88ZM94 47V46H93ZM105 47H107V45L105 46ZM114 47V46H113ZM124 47V46H123ZM158 47V46H157ZM242 47V46H241ZM255 47V46H254ZM256 47H257V45H256ZM261 47H263V46H261ZM79 48V47H78ZM91 47H89L88 49H90ZM101 48V47H100ZM116 49H118V48H120V47H115ZM125 48H127L128 49V46L127 47H125ZM147 48V47H146ZM159 48V47H158ZM190 48V47H189ZM196 48V47H195ZM208 48H210V47H208ZM246 48V47H245ZM249 48V47H248ZM260 48V47H259ZM259 48H258V50H259ZM76 49H77V46H76ZM83 49V48H82ZM86 50H87V48H85ZM95 49L96 48H93V50L95 51ZM101 49H104V48H101ZM106 49V48H105ZM114 49V48H113ZM126 49V50H127ZM132 49H133V47H132ZM161 49V48H160ZM166 49V48H165ZM175 49V48H174ZM224 49V48H223ZM227 50H228V48H226ZM229 49H233V48H229ZM234 49H235V47H234ZM251 49V48H250ZM262 49V48H261ZM264 49V48H263ZM71 50V49H70ZM80 50V49H79ZM84 50V49H83ZM129 50V49H128ZM192 50V49H191ZM211 50V49H210ZM238 50V49H237ZM245 50V49H244ZM244 50L242 51V52H244ZM76 51H78V50H76ZM81 51V50H80ZM79 51V52H80ZM88 51V50H87ZM109 51V50H108ZM146 51V50H145ZM150 51V50H149ZM196 51V50H195ZM236 51V50H235ZM246 51V50H245ZM248 51H250V50H248ZM256 51H257V48H256ZM264 51V50H263ZM92 52V51H91ZM90 52V53H91ZM110 52V51H109ZM129 52V51H128ZM140 52V51H139ZM151 52V51H150ZM217 53H218V51H216ZM222 52V51H221ZM229 52V51H228ZM231 52V51H230ZM240 52V51H239ZM247 52V51H246ZM260 52V51H259ZM74 53V52H73ZM106 53V52H105ZM136 53V52H135ZM159 53H160V51H159ZM158 53V54H159ZM198 53V52H197ZM251 53V52H250ZM68 54H70V53H68ZM68 54H66V55H68ZM88 54H89V52H88ZM92 54V53H91ZM96 54V53H95ZM126 54H127V52H126ZM155 54V53H154ZM210 54V53H209ZM231 54V53H230ZM246 54V53H245ZM244 54V55H245ZM261 54V53H260ZM259 54V55H260ZM263 54V53H262ZM78 55V54H77ZM82 55V54H81ZM80 55V56H81ZM85 55V54H84ZM109 55V54H108ZM128 55V54H127ZM143 55V54H142ZM197 55V54H196ZM208 55V54H207ZM212 55H215V53L214 54H212ZM218 55V54H217ZM237 55V54H236ZM249 55V54H248ZM251 55V54H250ZM258 55V54H257ZM87 56V55H86ZM93 56V55H92ZM119 56V55H118ZM121 56V55H120ZM119 56V57H120ZM137 56V55H136ZM144 56V55H143ZM146 56V55H145ZM202 56V55H201ZM211 56V55H210ZM226 56H227V54H226ZM69 57V56H68ZM85 57V56H84ZM95 57V56H94ZM93 57V58H94ZM106 58H107V56H105ZM119 57H113V58H111L109 61H107L108 63L107 64H98L97 66H96V64H94V63H91V62H89L90 64H85V61L83 62V64H81V65H79V66H73V65H71V66H69V67H67V68H63L62 70H61V72L58 74V75H56L55 77L56 78H45L44 80H39V81H36V82H33L32 81V84H28V80L27 81H25L24 79V81H16L15 82V84H18L17 86H15L14 88H7V89H5L4 90V93H7V92H9V91H11L10 92V98H12V99H10V101H12V103H14V105L15 106H13L14 108L13 109H15L14 111H17V114L15 115L16 116V119H18V120H20L19 119V116H20V112H21V110L22 111H24V108L27 106V105H29V101L30 100H35V98L37 99V98H40V96H43L42 98H50V100H51V102L49 103V104H51L52 103V100H56V99H58V98H62V96H63V94L66 92V91H68L69 89V87L71 86V88L73 87V85L74 84H76L77 82H82L83 84H92V85H94V83L95 84H100V90H101V85H108L109 87H111L112 88V86H116V87H113L114 89H113V92H114V90H115V88H116V91L117 92H120V93H127V92H129V93H131L134 89H133V87L135 88L137 85L138 86H140V87H148V88H150V89H153V90H151V92H156L157 91V93H158V97H155V95H154V98L152 99V100H155V99H157V100H166L167 102H170V101H176V102H178L179 100H182V95L180 94V92L182 91V87H181V77H180V72L179 73H177L176 72V70H175V72L173 71L174 69H176L175 67V65H174V62H172V65H171V63H169V65L168 66H165L166 67V73L165 72H157V74L156 75H152V76H149V77H146V75H143V76H141V75H139L140 73L139 72H132V71H128V70H126L125 68H124V64H125V60H123L122 61V59H120ZM125 57V56H124ZM126 57H128V56H126ZM179 57V56H178ZM219 57V56H218ZM223 57V56H222ZM221 57V58H222ZM253 57V56H252ZM92 58V57H91ZM98 58V57H97ZM143 58V57H142ZM145 58V60H146V57H144ZM180 58V57H179ZM208 58V57H207ZM206 58V59H207ZM224 58H226V57H224ZM230 58V57H229ZM238 57H236V59H237ZM241 58V57H240ZM240 58H238V59H240ZM70 59V58H69ZM75 59V58H74ZM85 59V58H84ZM132 58H130L129 60H131ZM134 59V58H133ZM133 59H132V61H133ZM137 59V58H136ZM160 59V58H159ZM158 59V61L160 62V61H162V60H159ZM183 59V58H182ZM205 59V58H204ZM206 59L205 60H203V61H206ZM209 59V58H208ZM234 59V58H233ZM242 59V58H241ZM252 59V58H251ZM258 59H260V58H258ZM263 59V58H262ZM138 60V59H137ZM153 60V59H152ZM172 60V59H171ZM210 60V59H209ZM216 60V59H215ZM93 61V60H92ZM99 61H101V60H99ZM140 61V60H139ZM143 61V60H142ZM158 61H156V62H158ZM221 61H222V59H221ZM226 61V60H225ZM231 61H233V60H231ZM248 61V60H247ZM251 61V60H250ZM53 62H55V61H53ZM69 62V61H68ZM87 62V61H86ZM127 62V61H126ZM129 62H131V61H129ZM128 62V63H129ZM135 61H133V63H134ZM151 62V61H150ZM150 62H147L148 64L150 63ZM181 62V61H180ZM184 62V61H183ZM209 62V61H208ZM211 62V61H210ZM220 62V61H219ZM257 62H259V61H257ZM257 62H256V64H257ZM56 63V62H55ZM100 63V62H99ZM105 63V62H104ZM138 63H140V62H138ZM143 63H144V61H143ZM152 63V62H151ZM150 63V64H151ZM154 63V62H153ZM199 62H197V64H198ZM228 63V62H227ZM237 63V62H236ZM250 63V62H249ZM50 64V63H49ZM54 64V63H53ZM75 64V63H74ZM148 64H147V66H148ZM160 64V63H159ZM158 64V65H159ZM162 64V63H161ZM160 64V65H161ZM164 64V63H163ZM180 64V63H179ZM216 64V63H215ZM223 64V63H222ZM226 64V63H225ZM230 64V63H229ZM247 64V63H246ZM245 64V65H246ZM261 64V63H260ZM262 64H264V60H263V63ZM261 64V65H262ZM132 65V64H131ZM136 65V64H135ZM134 65V66H135ZM139 65V64H138ZM143 65H145V64H143ZM159 65V66H160ZM200 65V64H199ZM213 65V64H212ZM239 65H241V64H239ZM258 65V64H257ZM256 65V66H257ZM60 66V65H59ZM133 66V65H132ZM137 66V65H136ZM135 66V67H136ZM197 66V65H196ZM204 66V65H203ZM203 66H201L202 68H204ZM211 66V65H210ZM228 66V65H227ZM227 66H225L226 68H227ZM233 66V65H232ZM231 66V67H232ZM262 66H264V65H262ZM33 67V66H32ZM55 67H57V65L55 66ZM141 65H140V69H141ZM145 67V66H144ZM144 67H142V69H144ZM150 67H152V66H150ZM165 67H164V69H165ZM182 67H184V66H182ZM200 67V66H199ZM208 67V66H207ZM237 67V66H236ZM250 67H251V65H250ZM261 67V66H260ZM259 67V65H258V68H260ZM52 68V67H51ZM126 68H127V65H126ZM146 68V67H145ZM177 68H178V66H177ZM210 68V70L211 69H214V67L212 68V67H209ZM209 68H207V69H209ZM220 68V67H219ZM252 68V67H251ZM36 69V68H35ZM141 69V70H142ZM152 70H153V68H151ZM183 69V68H182ZM194 69V68H193ZM261 69H264L263 67L261 68ZM38 70V69H37ZM137 70H138V68H137ZM178 70V69H177ZM195 70V69H194ZM206 70V69H205ZM223 70V69H222ZM222 70H220V72H222ZM235 70V69H234ZM233 70V71H234ZM248 70H250V69H248ZM17 71V70H16ZM16 71H15V73H16ZM19 71V70H18ZM17 71V72H18ZM22 71V70H21ZM21 71H20V74H21ZM24 71H26V70H24ZM39 71V70H38ZM48 71V70H47ZM46 71V72H47ZM149 71V70H148ZM201 71V70H200ZM227 71V73H229L228 72V69L226 70ZM264 71V70H263ZM31 72V71H30ZM121 72H124L125 74H123V73H121ZM212 72H214V71H212ZM225 72V71H224ZM23 73V72H22ZM26 73V72H25ZM24 73V74H25ZM36 73V72H35ZM40 73V72H39ZM51 73V72H50ZM139 73V74H138ZM175 73V74H174ZM209 73V72H208ZM226 73V72H225ZM238 73V72H237ZM18 74V73H17ZM28 74V73H27ZM32 74V73H31ZM34 74V73H33ZM38 74V73H37ZM55 74V73H54ZM209 74H211V73H209ZM219 74V73H218ZM223 74V73H222ZM221 74V75H222ZM245 74V73H244ZM264 74V73H263ZM13 75V74H12ZM35 75V74H34ZM198 75V74H197ZM203 75V74H202ZM229 75V74H228ZM1 76H3L2 74H1ZM0 76V78H2ZM19 76H22L23 77V74L22 75H19ZM30 77H31V75H29ZM46 76H47V74H46ZM45 76V77H46ZM48 76H51L50 74L48 75ZM47 76V77H48ZM204 76V75H203ZM202 76V77H203ZM210 78H211V76L210 75H208ZM208 76H206L207 78H208ZM230 76V75H229ZM229 76H227V75H223L222 77H220V78H218L220 81H219V83L217 84V86H220V88H222V90H224V91H229V94H231V95H235V96H240V95H249V97L248 98H250V94H253V93H255L256 95H263L264 94V84L262 83V81H261V79H260V76H253L252 78H250V79H248L246 82H244V83H236L235 82V80H233V77L231 78V77H229ZM244 76V75H243ZM15 77H17V76H15ZM28 77V76H27ZM52 77V76H51ZM78 77V78H77ZM199 77V76H198ZM245 77V76H244ZM247 77V76H246ZM262 77V76H261ZM12 78H13V76H12ZM26 78V77H25ZM33 78V77H32ZM31 78V79H32ZM35 78V77H34ZM38 78H39V76H38ZM41 78H42V76H41ZM213 78V77H212ZM214 78H215V75H214ZM217 78V77H216ZM236 78H238V79H240V78H242L241 76H240V78H239V76L238 75H235V79ZM7 79V78H6ZM20 79V78H19ZM202 79V78H201ZM33 80V79H32ZM1 81H2V79H1ZM10 81V80H9ZM183 81V80H182ZM185 81V80H184ZM204 81V80H203ZM214 81V80H213ZM239 81V80H238ZM7 82V81H6ZM11 82V81H10ZM199 82H200V80H199ZM12 83V82H11ZM11 83H9V84H11ZM31 83V82H30ZM210 83L212 84L213 82L212 81H210ZM14 84V83H13ZM8 85V84H7ZM12 85V84H11ZM190 85H191V83H190ZM206 85H208V84H206ZM3 86V85H2ZM2 86H1V88H2ZM79 87H80V85H78ZM91 86V85H90ZM95 86H97L98 87V85H95ZM106 86H103L104 87V89H105V87ZM198 86H200V84L198 85ZM79 87H73L72 89H73V95L74 94H76L77 93V91H79V90H81V87L79 88ZM86 87H88V86H86ZM201 87V86H200ZM207 87V86H206ZM216 87V86H215ZM0 88V89H1ZM4 88V87H3ZM83 88V87H82ZM138 88V87H137ZM91 89V88H90ZM92 89H94V90H96L97 88H92ZM91 89V90H92ZM107 89H109V88H107ZM189 89V88H188ZM195 89V88H194ZM200 89V88H199ZM217 89V88H216ZM3 90V89H2ZM83 90V89H82ZM103 90V89H102ZM106 90V89H105ZM112 90V89H111ZM142 90V89H141ZM181 90V91H180ZM184 90V89H183ZM202 90H203V88H202ZM201 89H200V91H202ZM85 90H83V92H84ZM90 91V90H89ZM93 91V90H92ZM97 91H98V89H97ZM136 91V90H135ZM199 91V92H200ZM207 91V90H206ZM96 92V91H95ZM134 92V91H133ZM150 92V93H151ZM188 92V91H187ZM82 93V92H81ZM87 93H88V91H87ZM91 93V92H90ZM97 93V92H96ZM101 93V92H100ZM116 93V92H115ZM137 93V92H136ZM146 93H148V92H146ZM182 93V92H181ZM185 93H186V91H185ZM1 94H3V93H1ZM103 94H105L106 95V93H104L103 92ZM121 94V95H122ZM144 94V93H143ZM187 94V93H186ZM193 94V93H192ZM192 94H191V96H192ZM197 94V93H196ZM4 95V94H3ZM2 95V96H3ZM87 95V94H86ZM101 95V94H100ZM115 95V94H114ZM128 95V94H127ZM131 95V94H130ZM157 95V94H156ZM200 95V94H199ZM208 95V94H207ZM1 96V97H2ZM5 96V95H4ZM90 96V95H89ZM95 96H98V95H95ZM125 96V95H124ZM132 96V95H131ZM146 96V95H145ZM195 96V95H194ZM201 96V95H200ZM6 97H9V96H6ZM83 97V96H82ZM88 97V96H87ZM115 97V96H114ZM125 97H127V96H125ZM130 97V96H129ZM135 97H136V95H135ZM208 97H210V95L208 96ZM215 97H216V94H215ZM214 97V98H215ZM246 97V98H247ZM262 97V96H261ZM83 98H85V97H83ZM82 98V99H83ZM94 98V97H93ZM102 98V97H101ZM134 98V97H133ZM146 98V97H145ZM144 98V99H145ZM149 98V97H148ZM151 98V97H150ZM191 98H193V97H191ZM200 98V97H199ZM203 98V97H202ZM211 99H213V97H210ZM241 98H243V97H241ZM252 98V97H251ZM257 98V97H256ZM260 98V97H259ZM2 99V98H1ZM41 99V98H40ZM64 99V98H63ZM111 99H114V98H111ZM121 99H122V97H121ZM144 99H142V100H144ZM186 99V98H185ZM184 99V100H185ZM201 99V98H200ZM209 99V98H208ZM237 99V98H236ZM235 99V100H236ZM39 100V99H38ZM48 100V99H47ZM58 100H60V99H58ZM95 100V99H94ZM115 100H116V98H115ZM115 100H112V101H115ZM123 100V99H122ZM125 100H126V98H125ZM125 100H123L124 102H125ZM128 100V99H127ZM137 100V99H136ZM140 100H141V97H140ZM139 100V101H140ZM157 100H156V102H157ZM197 100V99H196ZM203 100V99H202ZM257 100V99H256ZM263 100H264V98H263ZM262 100V103L264 102ZM36 101V100H35ZM45 101V100H44ZM49 101V100H48ZM65 101V100H64ZM81 101V100H80ZM84 101H85V99H84ZM138 101V100H137ZM137 101H136V104H137ZM147 101V100H146ZM145 101V102H146ZM165 101V102H166ZM251 101H252V99H251ZM254 101V100H253ZM5 102V101H4ZM3 102V103H4ZM7 102H8V100H7ZM33 102V101H32ZM46 102V101H45ZM56 102H58V104H59V101H56ZM83 102V101H82ZM91 102V101H90ZM97 102V101H96ZM104 102V101H103ZM116 102V101H115ZM144 102V101H143ZM142 102V103H143ZM150 102V101H149ZM161 102V101H160ZM159 102V103H160ZM164 102V105L166 104V105H168L167 104V102L165 103ZM185 102V101H184ZM2 103V102H1ZM12 103H10V104H12ZM30 103H31V101H30ZM47 103V102H46ZM93 103H95L94 101H93ZM100 103V102H99ZM147 103V102H146ZM163 103V102H162ZM179 103V102H178ZM183 103V102H182ZM215 103V102H214ZM230 103V102H229ZM6 104H8V103H6ZM41 104V103H40ZM48 104V103H47ZM46 104V105H47ZM54 104V103H53ZM89 104V103H88ZM101 104V103H100ZM120 104H122V103H120ZM128 104V103H127ZM151 104V103H150ZM155 103L153 102V105H154ZM177 104V103H176ZM251 104H252V102H251ZM255 104V103H254ZM5 105V104H4ZM4 105H2V107H4ZM60 105V104H59ZM74 105V104H73ZM95 105V104H94ZM116 105L117 106H119L118 104H117V102H116ZM165 105V106H166ZM210 105V104H209ZM212 105V104H211ZM238 105V104H237ZM256 105V104H255ZM31 106H33V108H34V104L32 105L31 104ZM41 106V105H40ZM39 106V107H40ZM43 106H44V104H43ZM49 106V105H48ZM122 106V105H121ZM139 106V105H138ZM141 106V105H140ZM156 106V105H155ZM163 106V105H162ZM170 106V105H169ZM173 106V105H172ZM177 106V105H176ZM51 108H52V106H50ZM59 108V106L57 105V104H54V106H53V108H54V110L56 109V108ZM96 107H97V105H96ZM114 107V106H113ZM127 107V106H126ZM144 107V106H143ZM214 107V106H213ZM258 107V106H257ZM256 107V108H257ZM8 108V107H7ZM11 108V107H10ZM9 108V109H10ZM29 107H26L25 109L27 110ZM32 108V107H31ZM45 108H46V106H45ZM48 108V107H47ZM52 108V109H53ZM66 109V107H63V109ZM115 108V107H114ZM125 108V107H124ZM146 108V107H145ZM153 108V109H152ZM234 108V107H233ZM259 108V107H258ZM30 109V108H29ZM62 109V108H61ZM64 109V110H65ZM84 109H85V107H84ZM118 109H119V107H118ZM181 109V108H180ZM236 109V108H235ZM5 110V112H6V109H4ZM11 110V109H10ZM8 111L9 113L11 112V111ZM43 110V109H42ZM88 110V109H87ZM120 110H122V109H120ZM120 110H116V116L114 115V117L113 118H111V123L110 124H112V126H116V127H120V125H123V124H121L122 122H124L126 119H127V117H126V119L125 118H123V117H119V116H121L122 115V111H120ZM133 110H134V107H133ZM135 110H136V106H135ZM134 110V111H135ZM148 110V109H147ZM169 110H170V108H168L167 110L165 109V112L164 111H162L160 108H154V107H152L151 106V108H149V110L148 111H146V109H145V111L147 112V115H148V119L149 120H152V119H156V120H161L162 118L165 120V123L164 124H167L166 125V127H169V125H171V122L176 118L175 116L173 117L172 115H170V113H169ZM173 110V109H172ZM208 110V109H207ZM219 110V109H218ZM240 110V109H239ZM257 110V109H256ZM13 111V112H14ZM30 111V110H29ZM66 111V110H65ZM83 111V110H82ZM142 111H144V110H142ZM237 111V110H236ZM252 111V110H251ZM258 111V110H257ZM257 111H255V113L257 112ZM262 112L264 111V110H261ZM0 112H2V111H0ZM4 112V113H5ZM7 112V113H8ZM26 112V111H25ZM61 112H63L64 113V111H62L61 110ZM112 112V111H111ZM114 112V111H113ZM137 112V111H136ZM171 112H173V111H171ZM253 112V111H252ZM251 112V113H252ZM258 112H260V111H258ZM8 113V114H9ZM27 113V112H26ZM43 113V112H42ZM124 113V112H123ZM135 113V112H134ZM212 113V112H211ZM254 113V114H255ZM261 113V112H260ZM1 114V113H0ZM7 114V115H8ZM13 114V113H12ZM25 113H23V115H24ZM65 114V113H64ZM67 114V113H66ZM84 114V113H83ZM138 114V113H137ZM142 114V113H141ZM234 114H237V113H234ZM239 114H241V113H239ZM253 114V113H252ZM253 114V115H254ZM4 115H6V114H4ZM10 115V114H9ZM55 116H56V114H54ZM53 115V116H54ZM58 115V114H57ZM119 115V116H118ZM130 115V117H131V114H129ZM129 115H128V117H129ZM136 115V114H135ZM147 115H145V116H147ZM177 115V114H176ZM182 115V114H181ZM180 115V116H181ZM214 115V114H213ZM227 115H228V113H227ZM252 115V116H253ZM1 116H3V115H1ZM49 116V115H48ZM59 116V115H58ZM67 116V115H66ZM137 116V115H136ZM178 116V115H177ZM214 116H216V114L214 115ZM220 115H218V117H219ZM250 115L248 114V117H249ZM23 117V116H22ZM27 117V116H26ZM47 117V116H46ZM57 117V116H56ZM82 117V116H81ZM86 117V116H85ZM132 117H134V116H132ZM141 117V116H140ZM243 117V116H242ZM258 117V116H257ZM9 118V117H8ZM7 118V119H8ZM50 118H51V116H50ZM60 118V117H59ZM143 118V117H142ZM146 118V117H145ZM178 118H179V116H178ZM177 118V119H178ZM226 118V117H225ZM249 118H251V117H249ZM252 118H254V117H252ZM25 119V118H24ZM49 119V118H48ZM57 119V118H56ZM129 119V118H128ZM177 119H176V121H177ZM210 119V118H209ZM258 119V118H257ZM52 120V119H51ZM66 120H68V118L66 119ZM82 118H81V122H82ZM132 120V122H133V120H134V118L133 119H131ZM145 120V119H144ZM148 120V121H149ZM179 120V119H178ZM211 120V119H210ZM225 120V119H224ZM252 120H254V119H252ZM6 121V120H5ZM25 121V120H24ZM27 121L28 120H26V124H27ZM48 121V120H47ZM53 121V120H52ZM51 121V122H52ZM69 121V120H68ZM80 121V120H79ZM137 121V120H136ZM148 121H146V122H148ZM155 121V120H154ZM162 121V120H161ZM174 122V123H177V122ZM231 120H229V122H230ZM247 121H249V120H247ZM260 121V120H259ZM8 122V121H7ZM11 122H12V120H11ZM17 120H14L13 121V123L10 125V127H11V129H10V131H12V132H15V128H17L18 127V124H17ZM23 121H21V123H22ZM50 122V121H49ZM50 122V124H52ZM59 121H56L55 123H58ZM146 122H145V124H146ZM180 122V121H179ZM223 122V121H222ZM231 122H233V121H231ZM256 123H254V124H257L258 122H257V120L255 121ZM3 123V122H2ZM2 123L0 122V124L2 125ZM20 123V122H19ZM20 123V124H21ZM61 123H62V121H61ZM70 123V122H69ZM125 123V122H124ZM141 123V122H140ZM148 123H150V122H148ZM151 123H153L152 121H151ZM155 123V122H154ZM158 123V122H157ZM157 123H155V124H157ZM159 123H162V122H159ZM249 123V122H248ZM251 123V122H250ZM54 124V123H53ZM78 124H79V122H78ZM130 124H131V122H130ZM135 124V123H134ZM144 124V125H145ZM163 124V123H162ZM211 124V123H210ZM223 124V123H222ZM229 124V123H228ZM234 124V123H233ZM259 124V123H258ZM257 124V125H258ZM261 124V123H260ZM6 125V124H5ZM5 125H4V127H5ZM32 125V124H31ZM59 125L60 124H58V126L57 127H59ZM139 125V124H138ZM146 125H148V124H146ZM154 125V124H153ZM161 125V124H160ZM235 125H237L236 123L234 124V126ZM23 126H25V124L23 125ZM47 126H51V125H47ZM141 126V125H140ZM164 126V125H163ZM173 126V125H172ZM182 126V125H181ZM253 126V125H252ZM54 129H55V131H56V128H55V126H52ZM72 127V126H71ZM105 127H107V126H105ZM109 127V126H108ZM125 127V126H124ZM133 127V126H132ZM143 127V126H142ZM165 127V128H166ZM171 127V126H170ZM169 127V128H170ZM178 127H179V125H178ZM215 127V126H214ZM247 127V126H246ZM255 127V126H254ZM259 127H261L260 125H259ZM9 128V127H8ZM21 128H22V125H21ZM24 128H26V127H24ZM47 128H49V127H47ZM63 128V127H62ZM61 127H60V129H62ZM110 128V127H109ZM138 128V127H137ZM145 129H146V127H144ZM177 128V127H176ZM258 128V127H257ZM262 128V127H261ZM0 129H1V127H0ZM18 129V128H17ZM23 129V128H22ZM53 129V130H54ZM59 129V130H60ZM133 129V131H134V128H132ZM136 129V128H135ZM142 130L143 128H139L138 130ZM147 129H149V127H147ZM152 129V128H151ZM160 129H161V127H160ZM192 129V128H191ZM230 129V128H229ZM233 129V128H232ZM19 130V129H18ZM59 130H57L56 131V133L57 132H59ZM137 130V131H138ZM174 130V129H173ZM215 130H216V128H215ZM227 130V129H226ZM251 130V129H250ZM261 130V129H260ZM61 131V130H60ZM81 131V130H80ZM123 131V130H122ZM143 131H145V130H143ZM152 131H153V129H152ZM163 131H165V129H163ZM248 131H249V129H248ZM255 131H256V129H255ZM257 131H258V129H257ZM257 131H256V133H257ZM261 131H263V130H261ZM3 132V131H2ZM1 132V133H2ZM7 132H8V130H7ZM11 132V133H12ZM23 132V131H22ZM43 132H47V131H43ZM131 132H132V130H131ZM136 132V131H135ZM160 132V131H159ZM166 132H168V130L166 131ZM172 132V131H171ZM170 132V133H171ZM207 132V131H206ZM225 132V131H224ZM264 132V131H263ZM4 133V132H3ZM2 133V134H3ZM9 133V132H8ZM10 133V134H11ZM16 133V132H15ZM25 133H26V131H25ZM49 134H52L51 132H48ZM165 133V132H164ZM169 133V134H170ZM181 133V132H180ZM183 133V132H182ZM226 133V132H225ZM230 133V132H229ZM248 133V132H247ZM251 133V132H250ZM18 134V133H17ZM20 135H21V137H20V140L22 141L23 139H22V137H24V133L23 134H21V133H19ZM27 134V133H26ZM39 134V133H38ZM41 134V133H40ZM57 134H59V133H57ZM60 134H62V133H60ZM161 134V133H160ZM159 134V135H160ZM168 134V133H167ZM167 134H166V136H165V139H166V146H171V147H173L174 146V144L177 146V148L178 147H182L183 145H184V143L186 142L185 140H181V138H180V140H178V141H176L174 144L169 140V136H167ZM177 134H179V133H177ZM249 134V133H248ZM247 134V135H248ZM255 134V133H254ZM260 134H262V133H260ZM63 135V134H62ZM65 135H67V134H65ZM152 135V134H151ZM187 135V134H186ZM185 135V136H186ZM259 135V134H258ZM2 136V135H1ZM4 136V135H3ZM10 136V135H9ZM12 136V135H11ZM28 136V135H27ZM39 136H43V135H36V137L38 138ZM57 136V135H56ZM60 136V135H59ZM77 136V135H76ZM81 136V135H80ZM105 137V134H102V137ZM135 136V135H134ZM142 136H144V135H142ZM146 136V138H147V136L148 135H145ZM171 136V135H170ZM179 136V135H178ZM233 136V135H232ZM254 136V135H253ZM17 137H19L18 135H16V136H12V137H7V138H5V137H2V139H1V142H2V148H1V146H0V148L2 149V150H5L7 153H8V159H11V160H13V158H14V160H19L20 161V156H21V154H26V151H27V148H26V151L24 150V149H22L23 147H19L18 146V144L17 143H27L26 142V140H25V142H21V141H19L18 140V138ZM29 137V136H28ZM51 137V136H50ZM58 137V136H57ZM56 137V138H57ZM66 137V136H65ZM101 137V138H102ZM103 137V138H104ZM107 137V136H106ZM106 137L103 139V144L102 145H104L105 144V141H106ZM136 137V136H135ZM150 137H152V136H150ZM174 137V136H173ZM258 137V136H257ZM1 138V137H0ZM4 138V139H3ZM26 138V136L24 137V139ZM40 138V137H39ZM39 138H38V140H39ZM49 138V137H48ZM52 138V137H51ZM62 138V137H61ZM78 138H79V135H78ZM109 138V137H108ZM111 138V137H110ZM133 138V137H132ZM145 138V139H146ZM235 138V137H234ZM262 138H263V136H262ZM35 139V138H34ZM42 139H43V137H42ZM65 139V138H64ZM82 139V138H81ZM81 139H79V140H81ZM134 139H137V138H134ZM151 139V138H150ZM159 139V138H158ZM185 139V138H184ZM37 140V141H38ZM41 140V139H40ZM50 140H53L54 141V138H52V139H50ZM57 140H59V139H57ZM97 140H98V138H97ZM141 140H142V137H141ZM176 140V139H175ZM233 140V139H232ZM238 140V139H237ZM236 140V141H237ZM262 140V139H261ZM42 141V140H41ZM45 141V140H44ZM48 141H49V139H48ZM99 141V140H98ZM110 141V140H109ZM130 141H131V139H130ZM135 141V140H134ZM139 141V140H138ZM185 141V142H184ZM46 142H47V140H46ZM84 142V141H83ZM133 142V141H132ZM141 142V141H140ZM139 142V143H140ZM158 142H160V141H158ZM164 142V143H165ZM33 143V142H32ZM34 143L35 144H37V143H40V142H35L34 141ZM49 142H47V144H48ZM51 144H52V142H50ZM54 144H55V142H53ZM112 143H113V141H112ZM115 143V142H114ZM117 143V142H116ZM115 143V144H116ZM123 143V142H122ZM121 143V144H122ZM128 143H129V141H128ZM127 143V144H128ZM131 143V142H130ZM134 143V142H133ZM151 143H152V140H151ZM1 144V143H0ZM31 144V143H30ZM40 144H42V143H40ZM53 144V145H54ZM80 144V143H79ZM83 144V143H82ZM85 144V146L82 148V155L80 156V157H82L87 163H88V161H89V159L90 158H95V159H100V153L99 154H97V155H93V154H95V152H96V147H95V145L94 146H88L89 144H87L86 145V143H84ZM137 145H138V142L136 143ZM143 144V143H142ZM141 143L139 144V146L140 145H142ZM144 144H145V142H144ZM155 144L157 145L158 143L157 142H155ZM250 144V143H249ZM262 144L264 145V143L262 142ZM261 144V145H262ZM34 145V144H33ZM53 145H51V146H53ZM150 145V144H149ZM159 145V144H158ZM230 145H233V144H230ZM246 145H248V144H246ZM27 146V145H26ZM30 146V145H29ZM41 146V145H40ZM60 146V145H59ZM78 146V145H77ZM109 146V145H108ZM122 146V145H121ZM146 146V145H145ZM175 146V147H176ZM15 147H16V149H15ZM32 147V146H31ZM31 147H29V148H31ZM38 147V146H37ZM55 147V146H54ZM62 146H60L59 148L60 149H57L56 148V152L53 154L52 153V156H48V155H46V157H48V162L45 164L44 163V165H43V167L45 168V170H42L41 169V171H43L42 173H40V171H39V174H36V173H31V174H25V176H23L22 174H19V176H21L22 178L23 177H28L26 180H24L22 183H18L17 182V178H15V179H17L16 180V183H15V185L17 184V187L16 188H18V191L20 192V193H25L26 195L28 194V195H30L31 193L30 192H32V188H33V184H37V183H39V184H41L40 183V181L41 182H43L44 181V183L46 184V182L45 181H57L58 183H65V182H67V183H72V185L74 184L75 185V188H76V190H77V192H78V194L79 195H83V193H88L89 191H90V182H91V180H90V175H89V172H90V168H87V169H84V167L82 168V166H80L79 165V158L80 157H78V158H76L74 155H73V152L71 151V147H69V146H67V147H65V148H61ZM102 147H104V146H102ZM107 147V146H106ZM109 147H111V146H109ZM125 147H127V146H125ZM144 147V146H143ZM153 147V146H152ZM262 147V146H261ZM115 148V147H114ZM114 148H112L113 149V154L115 155L116 153H118L117 155H118V158H116V155H115V159H113L114 161H112V158H111V160H110V163H112V164H110L111 165V168L113 169V173H114V175H113V177H112V179H117V178H120V179H123L124 178V180L126 179V180H128V181H130V182H137L138 180L139 181H141V183L142 182H145V183H148V182H150V183H152V182H154V181H156L157 182V180L155 179V175H156V173L154 172V170L156 169V170H158V169H160V167L162 166H160L159 164L161 163L160 162V159H159V154L156 156V152H155V154H153L152 152H146V156L144 157V154H141L142 152H144V151H146V149L145 148H143V150L144 151H142L141 153H140V151H138V153H140V154H137L135 151V155H128L126 152H124V150H123V152H120L119 150L120 149H118L117 148V146H116V148L118 149V151L117 152H115L114 153ZM120 148V147H119ZM130 148L132 149V146H130ZM147 148V147H146ZM157 148L158 147H156L155 149L157 150ZM160 148V147H159ZM174 148V147H173ZM40 149V148H39ZM81 149V148H80ZM104 149V148H103ZM106 149V148H105ZM109 149V148H108ZM108 149H106L107 151H108ZM136 149H138L137 148V146H136V148H135V150ZM150 149H151V147H150ZM24 150V151H23ZM32 150V149H31ZM101 149H99V151H100ZM149 150V149H148ZM163 150H165V149H162V151ZM169 150V149H168ZM167 150V151H168ZM171 150V149H170ZM173 151H174V149H172ZM177 150V149H176ZM242 150V149H241ZM9 151V152H8ZM106 151V152H107ZM116 151V150H115ZM13 152H16V153H13ZM20 152H23V153H20ZM25 152V153H24ZM132 152V151H131ZM160 152V151H159ZM172 152V151H171ZM171 152L169 153V154H171ZM103 153V152H102ZM101 153V154H102ZM111 153H112V151H111ZM173 153V152H172ZM1 154V153H0ZM107 154V153H106ZM120 154V155H119ZM9 155H12V157H10ZM18 155H20V156H18ZM27 155H29L28 157H30L31 156V158H32V155H30V154H27ZM51 155V154H50ZM112 155V154H111ZM150 155H151V157H150ZM173 155V154H172ZM1 156V155H0ZM125 156H127L126 158L128 159L127 160V162L126 161H124V160H122ZM163 157H165L164 155H162ZM175 156V155H174ZM23 157V156H22ZM37 157V156H36ZM157 157H158V159H157ZM43 158V157H42ZM103 158V157H102ZM101 158V159H102ZM170 158V157H169ZM1 159V158H0ZM110 159V158H109ZM10 160V161H11ZM17 160V161H18ZM22 160V159H21ZM33 160V159H32ZM103 160V159H102ZM9 161V160H8ZM28 161H30V159H28ZM38 160L36 159V162H37ZM41 161H42V159H41ZM104 161H107L106 159L104 160ZM161 161H163V159L161 160ZM7 162V161H6ZM5 162V163H6ZM35 162V161H34ZM36 162L34 163L35 165H37L36 164ZM44 162V161H43ZM0 163H1V160H0ZM8 163V162H7ZM103 163V162H102ZM2 164V163H1ZM13 164H15V163H13ZM19 165H23V163H18ZM27 164H28V167L30 166V162H27ZM39 165V167H41V165L42 164H40V162L38 163ZM104 164H105V162H104ZM106 164H108V163H106ZM163 164V163H162ZM168 165H170V164H167L166 166L165 165H163V166H165V167H169ZM23 166H25L26 167V165H23ZM32 166V165H31ZM31 166H30V168H31ZM106 166V165H105ZM0 167H1V165H0ZM15 166H13V168H14ZM19 167V172H22L23 171V167L22 166H18ZM18 167H16V169H18ZM38 167V168H39ZM107 167H108V165H107ZM165 167H162L163 168V170H164V168ZM33 168H34V165H33ZM37 168V169H38ZM101 168V167H100ZM109 168V167H108ZM107 168V169H108ZM7 169H9L8 167H7ZM11 169V168H10ZM93 169V168H92ZM25 170H26V168L24 169V172H25ZM28 170V169H27ZM35 171H36V169H34ZM38 170H40V169H38ZM162 170V169H161ZM167 170V169H166ZM8 171V170H7ZM11 171V170H10ZM29 171V170H28ZM31 171V170H30ZM111 173V172H110ZM154 173V174H153ZM169 173V172H168ZM6 174V173H5ZM160 174H162V175H160ZM163 174H166V173H159V174H157V175H160V177L161 176H167V174L166 175H163ZM6 175H8V174H6ZM1 176V175H0ZM18 176V175H17ZM169 176V175H168ZM167 176V177H168ZM10 177V176H9ZM3 178V177H2ZM5 178V177H4ZM7 178V177H6ZM5 178V179H6ZM164 179H165V177H163ZM1 179V178H0ZM155 179V180H154ZM3 180V179H2ZM1 180V181H2ZM14 180V179H13ZM102 180V179H101ZM123 180V181H124ZM154 180V181H153ZM158 180H161V179H158ZM163 180V179H162ZM4 181V180H3ZM9 181H10V179H9ZM8 181V182H9ZM15 181V180H14ZM5 182H7V181H5ZM155 182V183H156ZM2 183V182H1ZM67 183H65V184H67ZM124 183V182H123ZM126 183H127V181H126ZM139 183V182H138ZM144 183V184H145ZM174 183V182H173ZM3 184V183H2ZM48 184V183H47ZM128 184V183H127ZM126 184V185H127ZM132 184V183H131ZM144 184H141V185H143L144 186ZM160 184V183H159ZM1 185V184H0ZM10 185H13V184H10ZM9 185V186H10ZM120 185V184H119ZM129 185V184H128ZM153 184H151V187L150 188H152L153 186H152ZM6 183H5V185H4V188H10ZM138 186V185H137ZM145 186H147V185H145ZM246 186V185H245ZM1 187V186H0ZM47 187V186H46ZM135 187H136V185H135ZM4 188H2V189H4ZM34 188H36V187H34ZM42 188V187H41ZM142 188V187H141ZM144 188H146V187H144ZM1 189V188H0ZM2 189H1V191H2ZM43 189V188H42ZM112 189H114V188H112ZM133 189H134V187H133ZM136 189V188H135ZM38 190V189H37ZM124 190V189H123ZM129 190V189H128ZM131 190V189H130ZM147 190V189H146ZM109 191V190H108ZM143 191V190H142ZM148 191V190H147ZM5 192V191H4ZM7 192V191H6ZM39 192V191H38ZM37 192V193H38ZM41 192V191H40ZM149 192V191H148ZM136 193V192H135ZM163 193V192H162ZM0 194H4V193H0ZM7 194H9V192L7 193ZM15 194V193H14ZM40 194V193H39ZM123 194V193H122ZM134 194V193H133ZM142 194H145V193H142ZM5 195V194H4ZM11 195V194H10ZM16 195H17V193H16ZM27 195V196H28ZM31 195H33V194H31ZM30 195V196H31ZM41 195V194H40ZM81 195V196H82ZM108 195V194H107ZM117 195H118V193H117ZM152 195V194H151ZM203 195V194H202ZM205 195V194H204ZM2 196V195H1ZM0 196V197H1ZM14 196V195H13ZM36 196V195H35ZM43 196V195H42ZM68 196V195H67ZM80 196V197H81ZM114 196V195H113ZM119 196V195H118ZM139 196H140V194H139ZM145 196H146V194H145ZM148 196H149V194H148ZM189 196V195H188ZM3 197V196H2ZM7 197V196H6ZM14 197H16V196H14ZM14 197H13V199H14ZM29 197V196H28ZM39 197V196H38ZM115 197V196H114ZM129 197V196H128ZM144 197V196H143ZM9 198H11V197H9ZM9 198H7V199H9ZM18 199L17 200H19V201H22L21 199H19L20 197H17ZM34 198V197H33ZM36 198V197H35ZM67 198V197H66ZM102 198V197H101ZM129 198H131V197H129ZM237 198V197H236ZM1 199V198H0ZM4 199V198H3ZM104 200H105V198H103ZM124 199H125V197H124ZM127 199V198H126ZM12 200V199H11ZM35 200V199H34ZM39 200V199H38ZM38 200H36V201H38ZM61 200V199H60ZM59 200V201H60ZM100 200V199H99ZM121 200H122V198H121ZM132 200V199H131ZM144 200V199H143ZM146 200V199H145ZM4 201H6V200H4ZM3 201V202H4ZM8 201V200H7ZM64 201V200H63ZM62 201V202H63ZM106 201V200H105ZM108 201V200H107ZM110 201V200H109ZM117 200H115V202H116ZM125 201V200H124ZM123 201V202H124ZM142 201V200H141ZM138 202V203H142V202ZM149 201V200H148ZM215 201V200H214ZM2 202V201H1ZM11 202V201H10ZM35 202V201H34ZM39 202H41L40 200H39ZM64 202H66V201H64ZM71 202H73V201H71ZM94 202V201H93ZM119 202V201H118ZM122 202V203H123ZM126 202V201H125ZM221 202V201H220ZM219 202V203H220ZM238 202V201H237ZM75 203V202H74ZM73 203V204H74ZM92 203V202H91ZM132 202H130V204H131ZM145 202H143V204H144ZM1 204V203H0ZM13 204V203H12ZM14 204H15V202H14ZM14 204L13 205H11V206H14ZM17 204H19V203H17ZM26 204H28V203H25L24 202V205H25V207L27 206ZM41 204V203H40ZM60 204V203H59ZM92 204H94V203H92ZM117 204V203H116ZM120 205H121V203H119ZM128 204V203H127ZM228 204V203H227ZM226 204V205H227ZM2 205H3V203H2ZM1 205V206H2ZM8 205H9V203H8ZM20 205V204H19ZM33 205H34V203H33ZM35 205H37V204H35ZM65 205H66V203H65ZM67 205H69V204H67ZM77 205V204H76ZM110 205V204H109ZM151 205V204H150ZM219 205V204H218ZM218 205H215V206H218ZM5 206V204L2 206V208ZM32 206V205H31ZM38 206V205H37ZM36 206V207H37ZM79 206H81V204L79 205ZM93 206H95V205H93ZM108 206V205H107ZM114 206H115V203H114ZM129 206V205H128ZM135 205L133 204V207H134ZM141 206V205H140ZM143 206V205H142ZM212 206H214L213 205V203H212ZM220 206V207H219ZM218 207L219 208H221V204L219 205ZM223 206V205H222ZM6 207V206H5ZM9 207V206H8ZM16 207H18V206H15V207H13V208H16ZM25 207L23 206H21V210H23V208L25 209ZM68 207V206H67ZM103 207V206H102ZM105 207V206H104ZM113 207V206H112ZM132 207V208H133ZM136 207V206H135ZM151 207H153L154 208V206H151ZM217 207V208H218ZM1 208V207H0ZM2 208H1V210H2ZM35 208V207H34ZM34 208H32V209H34ZM69 208V207H68ZM100 208L101 207H99V211H100ZM107 207H105V209H106ZM115 208H116V206H115ZM114 208V209H115ZM125 208V207H124ZM142 208H144V207H142ZM178 208V207H177ZM216 208V209H217ZM218 208V209H219ZM240 208V207H239ZM8 210L10 209V208H7ZM19 209V208H18ZM17 209V210H18ZM71 209V208H70ZM93 209V208H92ZM119 209V208H118ZM117 209V210H118ZM126 209H127V207H126ZM134 209V208H133ZM149 209V208H148ZM151 209V208H150ZM213 209V208H212ZM20 210V211H21ZM29 210V209H28ZM66 210V209H65ZM109 210V209H108ZM107 210V211H108ZM147 210V209H146ZM214 210V209H213ZM221 210V209H220ZM4 211V210H3ZM9 211H11V210H9ZM13 211V210H12ZM12 211L10 212L11 213V215H12ZM25 211V210H24ZM30 211V210H29ZM34 211V210H33ZM47 211V210H46ZM63 211V210H62ZM70 211V210H69ZM91 211H93V210H91ZM98 211V210H97ZM98 211V212H99ZM104 211V210H103ZM114 211V210H113ZM226 211V210H225ZM224 210H222V211H220V212H225ZM237 211H238V209H237ZM243 211V210H242ZM23 212V211H22ZM25 212H27V211H25ZM25 212L23 213V214H25ZM43 212V211H42ZM55 212H56V210H55ZM65 212V211H64ZM72 212H73V210H72ZM97 212V213H98ZM138 212V211H137ZM143 212H145L144 210H143ZM149 212V211H148ZM172 212V211H171ZM218 212V211H217ZM220 212H218V216H219V213ZM2 213V212H1ZM4 213V212H3ZM9 213V212H8ZM9 213V214H10ZM17 213V212H16ZM16 213H13L14 215L16 214ZM46 213V212H45ZM47 213H49V212H47ZM46 213V214H47ZM51 213V212H50ZM56 213H58V212H56ZM84 213V212H83ZM90 213V212H89ZM93 213H95L94 211H93ZM101 213V212H100ZM134 213V212H133ZM229 213V212H228ZM228 213H227V215H228ZM242 213V212H241ZM243 213H244V211H243ZM5 214V213H4ZM4 214H0L1 216V218L4 216ZM36 214V213H35ZM34 214V215H35ZM75 214H77V212H75ZM104 214V213H103ZM107 214V213H106ZM105 214V215H106ZM110 214V213H109ZM109 214H107V215H109ZM118 214V213H117ZM123 214V213H122ZM124 214H126V212L124 213ZM127 214H128V212H127ZM137 214V213H136ZM151 214V213H150ZM153 214V213H152ZM223 215H224V213H222ZM221 214V215H222ZM246 214V213H245ZM3 215V216H2ZM14 215H12V216H14ZM34 215H32V216H34ZM83 215H86V213L85 214H83ZM90 215V214H89ZM93 215H95V214H93ZM96 215H99V213L98 214H96ZM155 215V214H154ZM153 215V216H154ZM171 215V214H170ZM179 215V214H178ZM217 215V214H216ZM222 215V217H223V219H226L225 218V215L223 216ZM227 215H226V217H227ZM238 215V214H237ZM11 216V217H12ZM17 216V215H16ZM19 216V215H18ZM26 216H27V214H26ZM67 216V215H66ZM69 216V215H68ZM76 216V215H75ZM232 216V215H231ZM234 216H235V214H234ZM242 216V215H241ZM4 217H7V216H4ZM20 217V216H19ZM19 217H18V219H19ZM34 217H37V216H34ZM46 217V216H45ZM48 217V216H47ZM61 217V216H60ZM78 217V216H77ZM102 217V216H101ZM138 217V216H137ZM136 217V218H137ZM140 217V216H139ZM155 217V216H154ZM209 217H210V215H209ZM219 217H221V216H219ZM218 217V218H219ZM228 217L230 218V214L228 215ZM24 218H25V216H24ZM27 218V217H26ZM39 218V217H38ZM53 218V217H52ZM51 218V219H52ZM99 218V217H98ZM3 219V218H2ZM1 219V220H2ZM5 219V218H4ZM12 220L14 219V218H11ZM32 219V218H31ZM34 219V218H33ZM37 219V218H36ZM35 219V220H36ZM50 219V220H51ZM57 219V218H56ZM77 219V218H76ZM87 219V218H86ZM101 219V218H100ZM117 219V218H116ZM120 219V218H119ZM142 219H143V215H142ZM174 219V218H173ZM178 219H180V218H178L177 217V220ZM210 219V218H209ZM212 219H213V217H212ZM212 219H211V221H212ZM215 219H216V217H215ZM243 219V218H242ZM11 220V221H12ZM27 220V219H26ZM53 220V219H52ZM51 220V221H52ZM54 220H55V218H54ZM68 220H70V219H68ZM75 220V219H74ZM114 220H115V218H114ZM132 220V219H131ZM141 220V219H140ZM144 220H146V219H143V221ZM182 221H183V219H181ZM196 220V219H195ZM222 220V219H221ZM7 221V223H8V220H6L5 219V222ZM10 221V222H11ZM14 221H16L17 222V220H15L14 219ZM20 221V220H19ZM32 221V220H31ZM30 221V222H31ZM41 221V220H40ZM57 221V220H56ZM59 221V220H58ZM66 221V220H65ZM91 221H92V219H91ZM138 221V220H137ZM155 221V220H154ZM157 222H158V220H156ZM182 221H180V223L182 222ZM242 221V220H241ZM247 221V220H246ZM24 222V221H23ZM67 222V221H66ZM99 222H101V220L99 221ZM104 222H106V221H104ZM113 222V221H112ZM128 222V221H127ZM126 221H125V223H127ZM134 222H136L135 220H134ZM133 222V223H134ZM142 222V221H141ZM148 222V221H147ZM184 222V221H183ZM183 222H182V224H183ZM238 222V221H237ZM239 222H240V220H239ZM12 223V222H11ZM27 223V222H26ZM35 223H36V221H35ZM38 223V222H37ZM43 223V222H42ZM53 223V222H52ZM57 223V222H56ZM59 223V222H58ZM61 223V222H60ZM78 223V222H77ZM83 223H84V221H83ZM118 223V222H117ZM116 223V224H117ZM121 223H122V219H121ZM137 223V222H136ZM139 223V222H138ZM137 223V224H138ZM142 223H144V222H142ZM141 223V224H142ZM150 222H148V225H150L151 226V224H149ZM154 223V222H153ZM186 223V222H185ZM213 223H215V220H214V222ZM217 223V222H216ZM226 223V222H225ZM244 223H246V222H244ZM249 223V222H248ZM13 224V223H12ZM18 223H16V225H17ZM22 224V223H21ZM20 224V225H21ZM30 224H32V223H30ZM67 224H69V223H67ZM81 224V223H80ZM127 224H129V223H127ZM135 224V223H134ZM133 224V225H134ZM140 224V225H141ZM157 224V223H156ZM156 224H154V225H156ZM227 224H228V222H227ZM227 224H225V225H227ZM33 225V224H32ZM40 225V224H39ZM87 225V224H86ZM93 225V224H92ZM95 225V224H94ZM101 225V224H100ZM110 225H112V223L110 224ZM132 225V226H133ZM136 225V224H135ZM139 225V224H138ZM145 226H146V224H144ZM153 225V226H154ZM181 225V224H180ZM215 225V224H214ZM229 225V224H228ZM227 225V226H228ZM250 225H252V224H250ZM18 226V225H17ZM29 226V225H28ZM37 226V225H36ZM43 226H44V224H43ZM51 226H53V225H51ZM73 226V225H72ZM103 226V225H102ZM123 226V225H122ZM130 226V225H129ZM143 226V225H142ZM145 226H144V228H145ZM150 226H149V228H150ZM207 226V225H206ZM216 226V225H215ZM226 226V227H227ZM248 226V225H247ZM8 227V226H7ZM31 227V226H30ZM70 227H71V225H70ZM70 227H69V229H70ZM105 227V226H104ZM108 227H109V225H108ZM157 227V226H156ZM218 227V226H217ZM226 227H225V229H226ZM249 227V226H248ZM21 228V227H20ZM37 228V227H36ZM40 228V227H39ZM43 228V227H42ZM81 228V227H80ZM83 228H87V227H83ZM89 228H90V226H89ZM100 228V227H99ZM116 228V227H115ZM132 229L131 230H129V231H131L132 232V234L133 235H135L136 234V229H134L135 228V226H134V228L133 227H131ZM139 228V227H138ZM155 228V227H154ZM185 228V227H184ZM221 229L223 228V225H222V227H220ZM4 227L2 228V230L4 231ZM8 229V228H7ZM26 229V228H25ZM29 229V228H28ZM28 229H27V231H28ZM54 229V228H53ZM69 229H67V230H69ZM92 229H95V228H92ZM103 229H105V228H103ZM108 229V228H107ZM122 228H120V230H121ZM186 229V228H185ZM184 229V230H185ZM22 230H24V228L22 229ZM33 230V229H32ZM39 230V229H38ZM55 230V229H54ZM60 230V229H59ZM76 230V229H75ZM79 230V229H78ZM77 230V231H78ZM80 230H82V228L80 229ZM80 230H79V232H80ZM84 230V229H83ZM125 230H127V229H125ZM141 230V229H140ZM145 230V229H144ZM144 230H141L142 232L144 231ZM153 230V229H152ZM182 230H183V228H182ZM181 230V232L183 233V231ZM223 230V229H222ZM2 231V232H3ZM29 231H30V229H29ZM46 231V230H45ZM44 231V232H45ZM151 231V230H150ZM154 231V230H153ZM152 231V232H153ZM247 231H248V228H247ZM1 232V231H0ZM60 232V231H59ZM85 232V230L83 231V233ZM87 232H89L88 230H87ZM97 232V231H96ZM102 232V231H101ZM114 232V231H113ZM121 232V231H120ZM127 232V231H126ZM140 232V231H139ZM146 232H148V231H146ZM156 232V231H155ZM227 232V231H226ZM229 232V231H228ZM252 232V231H251ZM4 233V232H3ZM13 233V232H12ZM34 233V232H33ZM32 233V234H33ZM48 233H49V231H48ZM54 233V232H53ZM68 233V232H67ZM86 233V232H85ZM100 233V232H99ZM111 233V232H110ZM118 233V232H117ZM116 233V234H117ZM141 233V232H140ZM217 233V232H216ZM219 233V232H218ZM225 233V232H224ZM230 233V232H229ZM10 234V233H9ZM9 234H6V238L7 237H10V236H7V235H9ZM19 234V233H18ZM22 234V233H21ZM20 234V235H21ZM25 234V233H24ZM27 234H28V232H27ZM45 234H47V233H45ZM44 234V235H45ZM55 234H57L58 235V233L56 232V233H54V235ZM92 234V233H91ZM122 234V233H121ZM124 234H125V232H124ZM123 234V235H124ZM130 234V233H129ZM223 234V233H222ZM11 235V234H10ZM14 235V234H13ZM31 235V234H30ZM50 235H51V233H50ZM63 235V234H62ZM73 235V234H72ZM85 235V234H84ZM94 235V234H93ZM96 235V234H95ZM99 235V234H98ZM114 235V234H113ZM120 235V234H119ZM122 235V236H123ZM126 235V234H125ZM128 235V234H127ZM133 235H132V237H133ZM139 235V234H138ZM137 235V236H138ZM145 235H147L146 233H145ZM150 235H152V233L151 234H149V236ZM173 235V234H172ZM3 236H5V234L3 235ZM3 236H0V237H2L1 239H3L4 237ZM16 236V235H15ZM22 236V235H21ZM25 236V235H24ZM71 236V235H70ZM130 236V235H129ZM136 236V235H135ZM154 236H156V234L154 233ZM224 236V235H223ZM232 236V235H231ZM235 236H237V234L235 235ZM240 236V235H239ZM241 236H242V234H241ZM14 237V236H13ZM16 237H18V236H16ZM29 237V236H28ZM31 237V236H30ZM35 237H37V236H35ZM38 237H40V236H38ZM49 237V236H48ZM59 237H60V235H59ZM76 237H78L79 238V236H76ZM85 237V236H84ZM90 236H88V237H86V238H89ZM141 237V236H140ZM142 237H144L143 235H142ZM166 237V236H165ZM176 237V236H175ZM174 237V238H175ZM183 237V236H182ZM6 238H4V239H6ZM20 238V237H19ZM51 238V237H50ZM56 238H58V236L56 237ZM135 238H137V237H135ZM139 238V237H138ZM145 238V237H144ZM148 238H152L151 236L150 237H148ZM156 238V237H155ZM161 238H162V236H161ZM161 238H159V239H161ZM164 238V237H163ZM169 238V237H168ZM167 238V240H169ZM177 238V237H176ZM184 238V237H183ZM183 238H181L182 240H183ZM214 238H216L215 236H214ZM226 238V237H225ZM224 238V239H225ZM0 239V240H1ZM13 239V238H12ZM28 239V238H27ZM35 239V238H34ZM52 239V238H51ZM59 239V238H58ZM74 239V238H73ZM93 239V238H92ZM125 239V238H124ZM129 239V238H128ZM141 239V238H140ZM139 239V240H140ZM220 239V238H219ZM228 239V238H227ZM244 239V238H243ZM251 239V238H250ZM249 239V240H250ZM260 239V238H259ZM38 240H39V238H38ZM52 240H54V237H53V239ZM71 240V239H70ZM78 240L79 239H77V241L76 242H78ZM99 240V239H98ZM106 240V239H105ZM137 240V239H136ZM144 240H146V239H144ZM185 240V239H184ZM183 240V241H184ZM201 240H203L202 238H201ZM249 240H248V242H249ZM252 240V239H251ZM250 240V242H254V241H251ZM254 240V239H253ZM4 241H7V240H4ZM54 241H56V239L54 240ZM66 241V240H65ZM90 241V240H89ZM88 241V242H89ZM104 241V240H103ZM141 241H142V239H141ZM147 241V240H146ZM154 241V240H153ZM161 241H164L165 242V240L163 239V240H160V243H161ZM200 241V240H199ZM232 241V240H231ZM230 241V242H231ZM257 241H258V239H257ZM13 242V241H12ZM59 242H60V240H59ZM63 242L64 241H62L61 243L63 244ZM82 242V241H81ZM80 242V243H81ZM84 242H85V240H84ZM93 242H94V240H93ZM96 242H97V240H96ZM124 242H126V243H128L127 241H124ZM143 242V241H142ZM148 242H149V244L151 243L150 241H149V239H148ZM195 242L197 243V239H195ZM229 242V241H228ZM249 242V243H250ZM57 243V242H56ZM103 243V242H102ZM131 243H133V242H131ZM145 243V242H144ZM157 243H159V242H157ZM166 243V242H165ZM164 243V245H166ZM180 243V242H179ZM201 243V242H200ZM260 243H262V242H260ZM85 244H86V242H85ZM142 244V243H141ZM168 244H170V243H168ZM253 244V243H252ZM256 244V243H255ZM263 244V243H262ZM58 245V244H57ZM88 245V244H87ZM94 245V244H93ZM130 245V244H129ZM144 245V244H143ZM146 245H148V244H146ZM145 245V248L147 247ZM163 245V246H164ZM175 245H177L176 243H175ZM174 245V246H175ZM179 245V244H178ZM176 246V247H174L175 249L176 248H178L179 246ZM192 245V244H191ZM38 246V245H37ZM68 246V245H67ZM66 245H65V248L67 247ZM90 246V245H89ZM135 246V245H134ZM151 246L153 247V244L151 243ZM157 246V245H156ZM155 246V247H156ZM167 246V245H166ZM188 246V245H187ZM204 246V245H203ZM263 246V245H262ZM262 246H259V247H261L262 248ZM69 247V246H68ZM78 247V246H77ZM83 247V246H82ZM149 247V246H148ZM169 247H170V245H169ZM194 247V246H193ZM65 248H64V250H65ZM88 248V247H87ZM92 248V247H91ZM137 248V247H136ZM142 248V247H141ZM154 248V247H153ZM162 248H164V247H162ZM167 248H168V246H167ZM166 247H165V250L167 249ZM174 248L172 249V247H170V249H172V250H174ZM258 248V247H257ZM57 249V248H56ZM133 249V248H132ZM169 249V248H168ZM259 249V248H258ZM54 250H55V247H54ZM63 250V251H64ZM78 250V249H77ZM85 250V249H84ZM90 250V249H89ZM103 250H105V249H103ZM136 250V249H135ZM144 250V249H143ZM142 250V251H143ZM149 250V249H148ZM154 250V249H153ZM153 250H152V252H153ZM157 250V249H156ZM57 251V250H56ZM62 251V252H63ZM69 250H67V252H68ZM73 251V250H72ZM140 251V250H139ZM158 251H160V250H157V252ZM169 251V250H168ZM178 251V250H177ZM50 252H52L51 250H50ZM65 252V251H64ZM66 252V253H67ZM74 252V251H73ZM132 252V251H131ZM145 252V251H144ZM143 252V254L144 255H148V253L147 252H145L144 253ZM149 252H151V250H149ZM155 252V251H154ZM162 252V251H161ZM161 252H160V254H161ZM71 253V252H70ZM78 253V252H77ZM139 253H141V252H139ZM163 253V252H162ZM170 253V255H171V252H169ZM52 254H54L53 252H52ZM65 254V253H64ZM67 254H69V253H67ZM79 254V253H78ZM142 254V255H143ZM149 254H151V253H149ZM157 254V253H156ZM167 254H168V252H167ZM172 254H173V252H172ZM175 254V253H174ZM178 254H180V251L178 252ZM263 254H264V252H263ZM60 255V254H59ZM138 255H140V254H138ZM146 255V256H147ZM169 255V256H170ZM177 254H175V256H176ZM155 256V255H154ZM165 256H167V255H165ZM168 256V257H169ZM57 257V256H56ZM61 257V256H60ZM63 257V256H62ZM141 257V256H140ZM150 257V256H149ZM153 257V256H152ZM162 257V256H161ZM177 257V256H176ZM178 257H181V255H178ZM185 257H186V255H185ZM54 258V257H53ZM68 258V257H67ZM72 258V257H71ZM83 258H84V256H83ZM137 258H139V257H137ZM143 258H145V257H143ZM148 258V257H147ZM183 258V257H182ZM51 259V258H50ZM56 259V258H55ZM63 259H64V257H63ZM169 259V258H168ZM173 259V258H172ZM171 259V260H172ZM179 260H177V262L178 263H180V258H178ZM46 260V259H45ZM45 260H44V262H45ZM51 260H54V259H51ZM57 260V259H56ZM65 260H67V259H65ZM145 260V259H144ZM143 260V261H144ZM155 260H157V258L155 259ZM175 260V259H174ZM58 261V260H57ZM72 261H74V260H71V261H69V263L71 262L72 263ZM152 262H153V260H151ZM158 261V260H157ZM170 261V260H169ZM55 262V261H54ZM87 262V261H86ZM146 263H147V261H145ZM145 262H143L144 264H145ZM171 262H173V261H171ZM170 262V263H171ZM175 263H176V261H174ZM2 262H1V260H0V264H1ZM40 263H41V261H40ZM40 263H38V264H40ZM70 263V264H71ZM79 263V262H78ZM156 264H158L157 262H155ZM155 263H153V264H155ZM167 263V262H166ZM177 263V264H178ZM3 264V263H2ZM4 264H6V263H4ZM67 264V263H66ZM74 264V263H73ZM79 264H81V263H79ZM167 264H169V263H167ZM181 264H182V262H181ZM197 264V263H196Z\"/></svg>", "mask_w": 264, "mask_h": 264}]
</instances>
